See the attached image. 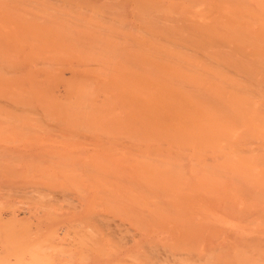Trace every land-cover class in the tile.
I'll return each mask as SVG.
<instances>
[{
	"label": "rangeland",
	"instance_id": "1",
	"mask_svg": "<svg viewBox=\"0 0 264 264\" xmlns=\"http://www.w3.org/2000/svg\"><path fill=\"white\" fill-rule=\"evenodd\" d=\"M82 1H84V3ZM82 1H80V0H65V2H64V0H40V1L39 0L38 1L37 0H35V1L34 0H26V2H25V0H7V2L6 1L3 2V0H0V2H1L0 3V68L1 67L4 68L2 70L0 69V90H1V92H0V122H1L0 123V132H1L0 133V264H36V263L40 264V262L42 264V260L40 259V257H38L37 254H39L40 251H43V253H45L44 250L45 251L47 250V253L49 254V255L48 254L45 255L48 257V260H49L48 263L49 264H129V263H127L129 261H130V264H156L155 262H157V264H160V263L161 264H166V263L167 264H182V263L183 264H187V263L188 264H204V262H205V264H206L207 262L204 261L205 259L203 260V258H205V257H206L207 261L209 260L208 264H211V263L212 264H238V263L240 264V260H241V264L244 261L247 262L248 264H251V262H253L252 260H254V261L256 260V263L264 264V254H262V253H264V224H262V223H264V220L261 219L262 217H264V205H262V204H264V190H262V188H264V177H240V176L239 177H237V176L236 177H227V175H225L224 169H221L219 167L220 165H222V167L225 168V170H226V166L229 163L228 160H230L228 157V155H229L228 153L230 152L229 151L231 148L230 143H231L232 139H234L239 144H244L242 146L246 147L247 149H254L255 148L256 151H259L261 149L264 150V142H262V140H264V131H261V128H257L256 122L255 123H251V122L247 123L250 120L246 122L247 119H249L252 116H255V115H252V114H254V112L250 111V110L254 111V105L258 104L255 101H259L258 97L256 96L257 97V99H256V97L254 96L255 93L257 95L258 91H260V90L264 91V85H262V84H264V76H262V75H264V70H262L264 68H261V66H260V65H264V58H262V60L260 58V57H264V34H262V32H264V30H261L258 27V24H257L258 22L256 23L255 20L254 21L252 20L253 18H255L258 21V18H259L258 15H249V19L251 17L252 21L247 18L248 15H246L247 16L246 18H244L245 15L244 16L242 15L243 17L240 16V17H242L241 19L244 18L246 21H248V23H247V26L245 27L247 30L244 28H240V30L241 29L242 30L239 31V29L237 30L238 25H236V23L234 21L236 19H234V20L232 19V18H236V15H231L232 18L231 17L229 18V16L226 15V19H227V16H228L230 21L232 19V21H234L236 27L232 26L233 28L230 27V30H229V27L226 24V23L229 24V22L225 23V25L228 27V29H226L222 25V23L226 19L222 15L223 10L221 9V7H219L221 3H219L218 0H204L206 2H204L203 0H199L200 1L199 3L203 4L202 6H204L203 8H199V9L201 10V9H204L206 7V9L207 8L209 9V11H207V13L210 12L211 15L209 13H208L209 15H204V14L201 15L200 13H198L200 11L199 9L197 12L196 6H195V8H196V12L198 14L196 12L195 13L193 12V10H195V8H193V7L191 8V5L192 4L195 5L196 2H198V0L197 1H195V0H191V1L190 0H188V1L187 0H182V1L179 0V3L181 1L182 3H180V4H182V5H180L178 2H175V0H171V1H169V0H162L161 1L160 0V2H161L160 5H159V3H157L158 0H118V1L117 0L116 1L115 0H82ZM176 1H178V0H176ZM80 2H82L84 5ZM87 2H88V5L86 4ZM145 2L150 3V5L153 4V5H151L153 7V9L157 8L158 10H161L162 12L164 11L163 12L164 15L163 14L160 15L159 12H161V11H159L158 13L152 12V15H150L151 12H149V13L144 12L145 14L142 11L140 12L139 8L141 6H142V8L145 7L143 10L146 9V11H148V10L153 11V9H151L152 7L150 5H148V3L146 4ZM171 2L174 3V4H172L173 8L176 7V5H178V4H179V6H177V8L173 9L170 5ZM18 3H19V5H18ZM199 3H198V5H200ZM31 4H33V6H31ZM145 4H146V6L147 5L148 6L146 7ZM161 4H163L164 6ZM204 4H206V5H204ZM9 5H11V6H9ZM22 5H23V8H22ZM173 5H175V6H173ZM161 6L164 8H162ZM187 6L189 8H187ZM211 6H213V7H211ZM215 6H218V8ZM100 7H102V8H100ZM136 7H138V9ZM157 9H156V11H157ZM166 9H168V10H166ZM187 9H189L190 11ZM169 10H171V11L175 10L172 12L173 15H171V13H167V12H170ZM74 11H76V12H74ZM84 11H86V13ZM180 11H181V13H180ZM182 11H183V14H182ZM71 12H72V14H71ZM93 12H94V14H93ZM203 12L206 13L205 11H203ZM241 12H242V10H241ZM62 13H63V15H62ZM74 13L77 15H75ZM84 13H85V15H84ZM178 13H180V14H178ZM213 13H214V15H213ZM15 14H17V15H15ZM117 14H118V16H117ZM156 14H157V16L158 15L161 16V17L159 16L161 18V20L159 17L157 20ZM215 14L217 15V17L219 16L218 18H220V21H218V22L219 23L222 22L221 25L226 30H229L230 32L232 30L233 34L232 33L231 34L235 35V36L238 35V39H240V40H238L237 38L235 39V37H233L230 33H226V35H225L223 33L224 29L220 30L221 27H220L219 31L216 30V28L219 26L218 24H216L217 20H219V19L215 18L216 17ZM66 15H68V16H66ZM153 15H155V16H153ZM111 16H112V19H111ZM259 16L262 17V15H259ZM154 17H155L156 22L154 21ZM237 17H238V15H237ZM240 17H238L236 20V21H238V23H239L238 19H240ZM139 18L142 19L143 21H141ZM211 18H212V20H213V18L217 19V20H215L216 23L214 22V20L211 22ZM138 19H139V21H138ZM170 19H172V20H170ZM223 19H224V21H223ZM81 20L83 23V25H82L83 28H81V24H82ZM167 20H169V21L167 22ZM26 21H28V23ZM159 21H162V24H160L161 22L159 23ZM226 21H228V20H226ZM243 21L244 20H241L240 25H242ZM246 21H244V22L246 23ZM174 22H176L177 24ZM204 22H205V24H204ZM249 22L252 23V26H250ZM254 22H255V24H254L255 26L253 25ZM165 23H167V24L165 25ZM179 23H180V26H179ZM50 25H52L54 27H52ZM145 25L149 28L145 27ZM159 25L160 26L165 25L168 27H166L167 29H165V27H160ZM229 25H231V24H229ZM211 26H215V28L213 29ZM244 26L242 25V27H244ZM169 27L174 29L175 31L169 29ZM173 27H176V28H173ZM179 27H181V28H179ZM163 29H164V31H163ZM76 30H78V32ZM169 30H171V31H169ZM107 31H109V32H107ZM182 31H184V32H182ZM201 31H202V33H201ZM236 31L238 32V34L235 33ZM242 31H243V33H242ZM246 31H249V32L247 33ZM63 32H65V33H63ZM75 32H77V34ZM240 32H241V34H240ZM101 33H102V35H101ZM122 33H124V34H122ZM144 33H146L148 35H146V34L144 35ZM180 33H181V35H180ZM198 33L199 34L201 33V34L199 35ZM167 34H168V36H167ZM228 34H229L228 38L233 37L235 39V41L233 40V38H231L233 41L231 39L226 38V36ZM239 34H240V37H239ZM24 35H25V37H24ZM26 35L28 38L26 37ZM198 35H199V37H197ZM230 35H231V37H230ZM42 36H43V38H42ZM203 36H205V37H203ZM212 36H214V37H212ZM220 36H222L221 39H220ZM49 37H51L52 39ZM82 37H84V38H82ZM195 39H196V41H195ZM211 39L213 40V42H211L212 41ZM215 39L216 40L219 39V40H217V42H216ZM31 40H32V42H31ZM177 40H179V42ZM220 40H221V43H223V44L225 43V45L224 46L222 44H221V46L219 45L220 49H218L219 47H216L217 45L214 46V43L215 42L218 43V41H220ZM225 40H227L228 43L231 41L230 44L232 43L231 44L232 46H230V45H228V46H230L232 49L229 48V50H231V51H228V47H226L224 52L221 53V51H223V49L221 47L225 48V46H227V44H228ZM237 40H238V42L236 44ZM223 41H225V42H223ZM251 41H252V43H251ZM74 43H76V44L74 45ZM191 44H192V46H190ZM207 44H210V46H208ZM102 45L103 46L105 45L104 46L105 48ZM110 45H111V47H110ZM211 45L216 47V49L213 47H212L213 49L210 48ZM117 47H119V48H117ZM163 47H165V48H163ZM174 47L175 48L177 47V48L174 49ZM33 48H34V51L36 50L35 53H33L34 52ZM58 48H60V49H58ZM109 48L112 50L109 51ZM179 48H180V50H179ZM38 49L40 50V52ZM255 49H257L259 52H257V50H255ZM91 50H92V52H91ZM173 50H175V51H173ZM210 50L211 51L214 50V51H212V55H210L211 54ZM215 50H218V51H215ZM61 51H63L64 53ZM93 51H94V53H93ZM95 51H97V52H95ZM105 51L106 52L109 51V52L106 53ZM164 51L167 54L164 53ZM238 51H239V53H238ZM173 52H175V53H173ZM240 52H242V53H240ZM114 53L118 54L120 56L117 57V55H115ZM183 53H185V55H183ZM195 53H197V54L200 53L198 55L199 57L196 56L197 54L195 55ZM224 53H226V57H225ZM108 54L111 56L108 57ZM113 54L115 55V57H112V56H114ZM164 54H166V55H164ZM170 54L173 55V58ZM231 54H233V55H231ZM256 54H258V56ZM41 56H42V58H41ZM126 56H127V58H126ZM132 56H134V57H132ZM220 56L223 58H221ZM183 57H185V58H183ZM209 57L210 58L212 57L213 59L211 60ZM53 58L56 60H54ZM105 58H106V60H105ZM160 58L163 60V62H162V60H160ZM175 58H177V59H175ZM182 58L184 60H182ZM215 58H219V59H215ZM38 59H40V60H38ZM74 59H75V61H74ZM116 59L117 60L121 59V60L117 61ZM178 59H179V61L180 60L181 61L179 62ZM209 59H210V61H209ZM214 59L218 60L216 62L217 65L223 64L224 67L222 65L221 66L223 68H221V67L219 68L218 66L216 67V64H214L215 63ZM57 60H58V62H56ZM159 60H160V62H159ZM234 60H235V62H234ZM236 60L238 61V63ZM253 60L256 63H258L257 65H259L261 69L259 68V66L257 67V65L254 64ZM40 61H41V63H40ZM43 61L44 62L47 61V62L44 63ZM211 61L212 62L214 61V63H212ZM250 61H251V63H249ZM261 61H262V63H261ZM210 62L212 64H210ZM239 63H241V64H239ZM41 64H43V65L41 66ZM175 64L177 67L175 66ZM204 64L208 65V66H206V69L208 67L207 70H205V67H203ZM102 65H103V67H102ZM186 66H188V67H186ZM5 67H6L7 71L5 70ZM105 67H106V70H105ZM148 67H150V68H148ZM77 68H79V69H77ZM97 68H99V69H97ZM146 68L148 69L147 71H146ZM199 68H200V71H199ZM209 68H211V69H209ZM212 69H216L214 71V75H213ZM53 70H54V73H53ZM208 70H210L209 73L212 74L213 76L208 74V72H207ZM220 71L222 73L221 74L222 77L220 76ZM15 72H17V73H15ZM33 72H34V75H32V78H31V74H29V73H33ZM198 72H199V74H196ZM55 73H57V74H55ZM107 73H109V74H107ZM200 73H201V75H200ZM215 73H216V75H215ZM223 73L225 76L223 75ZM6 75H8V76H6ZM123 75H125V76H123ZM226 75L230 76L232 78H230V77L227 78ZM113 76H114V78H112ZM198 76L200 78L202 77V79H200ZM205 76L209 77L208 81L211 78L212 79L209 82L207 81V79H204V80H206L204 82L203 78ZM217 76L221 77V79L220 78L218 79ZM223 76L226 79H229V82L231 81V79L234 82L233 83H227V82L223 83L222 82L223 79H224V82L226 80ZM246 77H247V79H246ZM10 78L11 79L14 78V79L10 80ZM33 78H34V80L37 79L39 82L34 81ZM215 78H216V80H215ZM241 78L242 79L245 78V79L242 80ZM15 79H16V81H15ZM76 79H77V81H76ZM111 79H113V80H111ZM114 79H115V81H114ZM176 79H178L179 81ZM109 80H110V82H109ZM201 80H203L201 82L203 84L201 86H199V84H201V83H199ZM213 80L215 83H213ZM30 81L34 82V83H31ZM79 81H81V82H79ZM116 81H118V82L116 83ZM216 81L219 83H222V85L217 87V85H220V84L217 83V85H216ZM174 82L175 83L177 82V83L173 84ZM69 83L72 84L71 87H70ZM179 83H180V85H179ZM234 83H235V85L237 84V86L232 85ZM244 83H246V84L244 85ZM33 84H35L36 86ZM113 84L116 87L118 86L120 88V90H118L119 89L118 87L116 88L115 86H112ZM138 84H139V86H138ZM186 84L191 85L192 87L189 86L190 88H188V86ZM224 84H227L226 85L227 89L225 88ZM228 84L231 85L232 87L229 86ZM30 85H31V88H33V89L30 88ZM32 86H35V88ZM46 86H47V88H46ZM177 86H179V87L176 89ZM186 86H187V88H186ZM228 86H229V88H228ZM238 86H240L241 88H237V91H235L234 89H236V87H238ZM242 86H244V88ZM246 86L248 87L249 91H250V87L251 88L254 87V89L256 88L258 91L255 89L257 92L253 91V93L254 92L255 93L252 94L251 96L248 95V97H247L245 94V91H246V93H249V92H247V90L244 91V89H247ZM90 87H94V88H90ZM198 87H201V88L203 87L202 90H200V91H202L201 93L198 91V93L195 94L196 96L193 93L190 94V96L194 95L195 97H197L198 95H201V96H198L199 98L197 97L198 99L193 98V96L189 97V95H185L186 90H187V93L189 92L190 89H194V91L193 90L192 91L195 92V90H199ZM219 87L220 88L223 87L221 89V91H220V89H218ZM70 88H73V89H70ZM173 88H175V89H173ZM182 88L186 89V90H184L185 93H184V91H182L183 90ZM215 88H217V89H215ZM224 88H225V91L223 90ZM231 88H234V89H231ZM30 89L33 91V93H34V91H36L34 93V95H32L33 93ZM121 89H122V91H121ZM81 90L82 91L84 90V92H81ZM241 90H243L242 92L244 94L241 92ZM79 91L81 93H79ZM146 91H148L147 92L148 94L146 93ZM203 91H207V92L209 91L210 95L207 92H203ZM231 91H235V94H234V92H231ZM238 91L243 95V96L242 95H240V96L243 97L244 99H246V103L241 104L242 103V101H241V103H239V105L235 107L234 104L240 101V96L238 97V95L240 93ZM150 92L151 93L153 92L154 97H152ZM37 93H38V95H37ZM49 93H51V94H49ZM78 93L81 95H79ZM232 93H233V95H231ZM30 94H31V96H30ZM40 94H41V97H39ZM56 94H58V95H56ZM82 94H85V95H83L84 99L83 100L78 99V96H79V98L82 99ZM207 94H208V96H207ZM250 94H251V92H250ZM49 95H51V96H49ZM53 95L55 98L52 97ZM143 95H144V97H143ZM147 95H149L150 97L148 98ZM203 95H205V96L203 97ZM214 95H215V97H214ZM66 96H67V98H66ZM155 96H157V97H155ZM186 96H188V97H186ZM210 96H212L213 98L211 97V99H210ZM35 97H36V99H34ZM94 97H96V98H94ZM200 97H201V100H200ZM249 97H250V99L255 97L254 101L249 100L250 102H248L247 99ZM19 98H21V99H19ZM40 98H41V100L42 99H44V100L41 101ZM110 98H111V100H110ZM187 98H189V99H187ZM190 98H193V99H190ZM219 98L220 99L222 98L221 99L222 102H224V103L226 102L225 104L227 105L228 108L225 107L224 103H223L224 106L221 104L222 102H220L221 100ZM235 98H236V100H235ZM37 99H38V101H37ZM76 99H77V101H76ZM105 99L108 101H106ZM130 99L132 101H130ZM173 99L177 103L175 105V102H172L173 103V106H172V105H170V103H171V101H173ZM218 99L220 100L219 106L221 105L223 107L218 106L219 102L216 103V101H218ZM89 100H91L92 102ZM127 100H129V101H127ZM241 100H242V98H241ZM2 101H4V102H2ZM20 101H21V103H20ZM67 101H69V102H67ZM71 101H73V102H71ZM104 101L107 103V105ZM134 101H135V103L139 102L138 104L136 103L137 105H139L138 107L136 104L134 105ZM178 101L181 103V105L178 104ZM197 101L203 102L204 105L206 104V106H208L209 108L208 107L202 108L203 103H199ZM212 101H214V102H212ZM45 102H46V105H45ZM64 102H67V103H64ZM162 102H163L166 110L170 109L169 111H171V112H168V114L170 113V115L171 114L173 115L175 112L178 111V113H175L176 116L173 117V122L172 121H171V123L169 122L171 125L169 123H166V121H165V120H167L166 118L163 119V117H165V116L167 117V115H165L166 111H164V109H163L164 107H163ZM231 102H233L234 104ZM131 103H133V104H131ZM243 103H244V101H243ZM124 104H127L130 107L127 105H124ZM195 104H196V106H195ZM72 105H73V107H72ZM174 105H175V107H177V105H178V107H180V109L182 107H184L186 109V107L188 106V108L191 111L189 109L188 110L186 109L185 111H190V112H188V114L185 113V111H184L185 114L181 113L179 110H177L178 108L176 109L174 107ZM48 106H50L49 107L50 109L48 108ZM52 106H54V109ZM89 106H91V107H89ZM92 106H93V108H92ZM110 106H112V107H110ZM106 107L109 109H104ZM113 107H114V109H113ZM168 107H171V108L174 107L175 108L174 113H173L172 109L168 108ZM230 107H232V108L230 109ZM137 108L140 110L139 114H140V112L142 113L143 111L146 112V113L145 112L142 113L143 117L141 116L142 117L141 120H143V118H144V120L146 122L144 120L143 121L139 120L140 115L137 113L138 112ZM144 108H145V110H144ZM218 108L223 109V111L221 109H218ZM18 109L19 110L22 109L23 111L21 110L20 112H18L19 111ZM102 109H104V110H102ZM202 109H203V111H202ZM6 110H8V111H6ZM48 110H50V111H48ZM96 110H98V111H96ZM159 110L164 111L163 113H165V114L163 115V117H161V115L163 113H161V111H159ZM181 110L183 112V109H181ZM208 110L209 111H215V114L213 113L215 116L213 117V115H212V117H210L211 114H209L207 112ZM248 110L250 111V114L247 113L248 114L247 115L246 112ZM2 111H3V114H2ZM51 111H53V112H51ZM128 111H130V112H128ZM153 111H154V113H153ZM216 111H217V113H216ZM226 111L230 112V113H226L227 116L224 115ZM235 111L237 113L240 111L242 114H244V113L246 114V115L242 116V117L245 116L246 120H244L245 118L244 119L242 118L241 119L242 121H241L239 118H240V115H242V114L239 115V113H238L239 118H237V119L241 122H243V120H244L247 123V125H246L244 122V124L246 126H248L250 124V126H249L250 128L246 127L245 125L243 127L242 123L240 125V128H237V127H239L240 122L238 123V126L234 127L232 125L234 128L233 127L228 128L229 124L226 125L227 123H230V125H231L234 122L233 124L236 125L237 123L235 121L238 122L237 119H234L236 115L234 116V118L232 116V112L235 113ZM27 112H29V113L32 112L31 115L32 114L35 115L34 114V112H35L36 115H35V117L33 115L31 116ZM98 112H99V115H98ZM119 112H120V114H119ZM158 112H160L161 114L160 113L158 114ZM179 112L181 114H179ZM262 112H264V111H262ZM197 113H198V115H197ZM135 114L139 115V116H136ZM182 114H184V116L187 114L186 117H188L189 119L184 117ZM229 114H231L230 119H229V116H230ZM18 115H20V116H18ZM37 115L40 118L39 117L37 118L36 117ZM188 115H190L191 117ZM216 115L218 117H216ZM249 115H251V116L249 117ZM22 116H24V117H22ZM102 116H104L103 117L104 119L102 118ZM30 117H33L35 119L30 118ZM137 117H138V120L142 124L139 121H137ZM157 117H161L160 118L161 123L159 122V119ZM170 117H172V116H170ZM176 117H178L180 120H178V118H176ZM215 117L218 120H220L221 122L223 121L222 124L226 123L225 125L223 124L221 126L220 122L216 120V122H219V124H216V125H220L221 127L224 126L222 128L225 130V134H223L224 136L220 133L218 134L217 132H215L217 130H214V129H212V133H211V134L217 133L216 135L215 134L214 135L215 136L219 135V137H221V138L223 137L222 139H226V142L223 144L222 143L220 144V142L225 141V140H221V138H219V137H217V141H215L216 137L215 138L211 137L209 139L208 135H210V134H208L207 131H210V130L207 129V131H204L203 127H202L203 122H204L203 119L205 120V123H206V121L208 122L209 120H211V118L213 119ZM219 117L221 119H219ZM41 118L44 120H42ZM50 118H51V120H50ZM174 118H175V120H174ZM231 118H233L232 119L233 121L231 120ZM25 119H28V121L27 120L25 121ZM59 119H61V120H59ZM108 119H109V121H108ZM133 119H134V121H133ZM170 119H172V118H170ZM176 119H177V121H176ZM190 119L192 121L194 120L193 121L194 123L191 122ZM39 120H40V122H38ZM91 120H92V123H91ZM102 120H103V122H102ZM105 120L108 122H106ZM128 120H131V121H128ZM198 120H199V122H198ZM213 120L215 121V119H213ZM43 121H45V122L49 121L50 123L49 122L48 123L46 122V123L50 124V127L48 128L49 125L46 126V123ZM162 121H164L165 123ZM32 123H33V125H32ZM34 123H36L37 125H35ZM39 123H40V126H42V129H40ZM42 123L43 124L45 123L46 127L44 129H43L44 126L42 125ZM19 124H20V126H19ZM86 124H88V125H86ZM155 124L158 125V129H157ZM165 124L169 125L168 129H167ZM213 124H214V122H212L211 124L209 122L210 126H213ZM253 124H256V125H253ZM25 125H26V127H25ZM28 125H30L29 126L30 128L27 127ZM34 125L36 126V128ZM71 125H72V127H71ZM95 125H97V126H95ZM99 125L102 127H99ZM91 126H92V128L93 127H99V128L98 129L94 128L95 130H92ZM107 126H108V128H107ZM196 126H197V129L201 130L200 132H198V130H196ZM86 127H89V128H86ZM204 127L206 128V125H204ZM241 127H243L244 130ZM26 128H28L29 130ZM76 128H78V129H76ZM110 128L112 130H109ZM216 128H218V126H215V129ZM103 129H105V132ZM171 129L174 131H172ZM228 129H229V131H228ZM232 129L238 130L240 132V133L238 132L239 136L242 134L243 135L245 134V136L242 135L243 139L240 138L241 136L238 137V135L236 134L237 133L236 130H234V132L232 131L234 135L232 134V136H231L230 130H232ZM245 129H247L250 133L247 132L248 133L247 134ZM62 130H66V131L63 132ZM179 130H180V132H179ZM255 130H256V132H253ZM2 131H4V132H2ZM52 131H54V132H52ZM196 131L198 133H201V134H199L200 137L204 136L205 138H200L199 136H197L198 134L196 133ZM220 131L222 133H224L223 130L220 129L219 132ZM244 131H245V133H243ZM115 132L116 133L118 132V133L116 134ZM142 132H144V133L146 132V133L143 134ZM177 132H179V133L177 134ZM62 133H64V134H62ZM194 133H196L197 135H195ZM227 133H229L228 134L229 136L227 135ZM65 134H66V137H65ZM107 134H109V135L105 136ZM173 134H175V135H173ZM147 135H149L150 140H148L149 137H147ZM185 135H186V137H185ZM189 135L194 137L193 138L194 139V143H193L194 145L192 144L193 139ZM205 135H207L208 137H206ZM214 135H212V136H214ZM82 136L84 138H86V140L84 138H83L84 139L83 140ZM104 136H105V138H104ZM172 136H177V137H172ZM188 136H189V139L190 138L192 139L191 143L187 142ZM252 136H254V137H252ZM229 137H231V138H229ZM71 138L74 139V141ZM174 138L178 139L179 141L174 139ZM227 138H229V139L227 140ZM244 138H246L248 140H251V139L254 140L255 139L254 140L255 145L253 144V142L251 143V145L248 144L250 141L248 142V140H246ZM261 138H262V140H261ZM152 139L157 140V141L155 140L154 143H156V145H159V146L158 147L155 146V151H157L158 148L160 149V151L162 150V152L159 151L160 153H162V155H158V156H164V157H160L163 160L160 158H156V159H158V160H156L157 162L152 160V159H154V158H152V157H154V155H152L154 149L151 152L152 154L148 150H151L153 147L152 145H155V144H153V142L152 143L150 142L152 144L151 145L149 142H147V140L151 141ZM195 139H196L198 145H196ZM201 139H202V142L201 141L200 142L202 143V145L199 143V140H201ZM75 140L78 142H75ZM209 140L212 142H210ZM219 140H221V141L219 142ZM260 140H261V142H260ZM133 141H135L136 143ZM158 141H161L162 143L159 142V144H157ZM131 142H133V143H131ZM138 142H140V144H143L144 147H142V145H140V144H137ZM105 143H107V144H105ZM126 143H129V146ZM160 143L162 144V146ZM216 143H217V145H214ZM117 144L120 146H118ZM136 144L140 145L139 147L137 146L138 150L140 149V147L142 149L143 148L147 149L146 152L142 155H147V156H149V154L152 155V157L149 156L152 161L149 159H147V160H149L148 163L150 161L151 162L154 161L152 163L153 165L152 164L145 165V164H147V163H145L147 161H145L143 159V156L141 158L140 153H143L145 149L141 152L134 154L133 148L136 146ZM175 144H177V145H175ZM181 144H182V146H181ZM256 144H258V145H256ZM95 145L98 147H96ZM110 145H111V147H110ZM122 145L125 146L124 149H123ZM131 146H134V147L132 148ZM177 146L179 148V151H177L178 150ZM258 146L259 147L262 146V148L260 147V149H259ZM118 147H120V148H118ZM180 147H182L183 149L181 148L182 149L181 150ZM109 148L112 150H110ZM126 148H129V150ZM175 148H177V150ZM166 149H173V151L175 149L177 151L176 152L177 154H178V152L179 153L182 152L183 154L182 153L180 154L181 158L179 156L178 157L181 160H183V162L182 163H179L180 161L177 162V160H179V158L177 159V156H175L177 154H173L174 158H176L177 160L172 162L171 159L173 157L171 159L168 158L169 156L166 157L167 156L166 155ZM217 149H219V150H217ZM130 150L132 152H130ZM138 150H136L134 148V151H138ZM170 151H172V150H170ZM127 152L132 153V154L128 155ZM216 152H218V153H216ZM54 154H55V156H54ZM155 154H156V152H155ZM168 155H170V154L168 153ZM207 155H209V156H207ZM147 156H146V158H148ZM193 156H195V157H193ZM165 157L168 158L167 162L165 161L166 160ZM207 157H209L211 159H209ZM74 158H76V159H74ZM37 159H40V160L38 161ZM207 159H208V161L209 160L211 161V162L209 161V163H211L212 165L214 164L213 167L210 164L211 166H209V168L211 170L213 169L214 171L216 170L217 172H219L218 174L216 171H215L216 173L212 171L213 172V175H212L210 169L208 168V165L206 166L208 168L207 170H206V168H204L205 166H203L202 164H204V165L208 164ZM171 162H172V164H171ZM192 162L194 164L197 162L196 166L200 165L199 166L200 168L193 165ZM217 162H219V164H220V162H222V164H220L218 166ZM238 162L239 161H235L234 163H238ZM164 164H165V166H164ZM174 164L176 165V167ZM231 164L232 163H230V165ZM156 165L160 166L162 170H160L159 168L158 169L155 168ZM237 165H236V167H237ZM147 166H149V167H147ZM249 166H250V164L247 165V167H245L244 169L242 168V170H240L241 169L240 166H239L240 168L237 167V169L239 168L238 170H240L238 173H240V175H242V176H248V174H246V173H247ZM67 167L68 168L70 167V168L68 169ZM77 167H78V169H76ZM233 167H235V166H232V168ZM106 168H108V170ZM153 168H155V169H153ZM191 168H193V169L198 168L197 169L198 171H195ZM97 169H98V171H94ZM145 169L148 171H146ZM80 170H81V172H80ZM227 170H228V168H227ZM227 170H226V172H227ZM105 171H106V173L107 172H109V173L106 174V173H104ZM110 171L114 172V177L112 175L113 173H111ZM142 171H144V172L142 173ZM153 171L154 172L156 171V174ZM157 171H159V172H157ZM162 171L163 172L168 171L167 172L168 177H167V175L165 177L164 173H166V172H164L162 174ZM174 171H176V172L179 171L180 173H183V174H181L182 176H179L180 175L179 173H178V175H173V174H176V173H174ZM41 172H42V174H41ZM95 172H97V173H95ZM115 172L118 174V177H120V178L117 177ZM120 172H122V173H120ZM196 172H198L199 174ZM204 172H206V174H210L213 177H211V178L210 177H201L204 174ZM141 173H142L143 177L140 175ZM157 173L162 174L163 177L161 175H158ZM227 173H229V172H227ZM98 174L103 176V177L98 176ZM107 175H109V176H107ZM119 175H122V176H119ZM106 176L108 178H106ZM47 177H49V180ZM109 177H111V179ZM112 177H113V179H112ZM126 178H127V181H126ZM205 178H207V179L210 178L211 180H213L212 185H214L215 189L218 188V191L215 192V189L213 188L212 185L211 186L207 185V184L211 183V180L209 181V180H206ZM215 178L218 179L217 182H214V181H216ZM117 179L119 180V182ZM168 179L171 180V181H169V184H168L169 186L166 185L168 183ZM203 179H205V181H206V183H205L206 187L209 186L208 189H210V187L213 188L212 189V190H214L213 194L215 193V195H212V197L208 192H206L208 189L204 187V182H203L204 180ZM227 179L228 180L231 179L230 184L227 183ZM64 180H65V182H64ZM105 180H106V182H105ZM129 180H131L130 181L131 185L129 184L130 183ZM238 180H239V183H241V184L237 183ZM133 181H134V183H133L134 185H132ZM201 181L203 183H201ZM207 181H209V182H207ZM125 182L127 185L125 184ZM73 183H74V185H73ZM106 183H108V184H106ZM113 183L116 184V186ZM145 183H146V186H148V187L151 185V188L149 187V189H148V188H146V186H143V185H145ZM200 183L202 185V188L206 189V190L203 191V189H201V192L198 193V191H196L195 189H197L200 186ZM215 183H216V185H215ZM260 183H262V187L260 186L261 188L259 189V186L257 187L255 185H260ZM162 184H163V186H162ZM242 184H244V186L247 185L246 187L250 186V188H246V187L242 186ZM195 185L197 187H195ZM251 185H253L254 187ZM114 186L117 188H115ZM172 186H174V187L172 188ZM241 186L244 188L242 189ZM135 187H136V191L134 192L133 190L135 189ZM137 187H138V190H137ZM144 187H145V190H144ZM240 187H241V189H240ZM255 187H257L258 189H256ZM118 188H120V189L116 190ZM139 188L141 190H139ZM178 188L180 189L181 192H179ZM238 188L241 191H243V190L249 191V193H248V191L245 192V195H244V191H243L242 193L244 196H246L247 194H249V196L250 195L251 196L250 197L246 196L244 198L241 191H238ZM151 189H152V191H151ZM186 189L187 190L189 189L188 190L189 192H187ZM129 190H130V192H129ZM212 190H211V192H212ZM137 191H139V192L142 191V194L140 195V193H138ZM171 192H174V194ZM148 193L150 194V196L148 195ZM160 193H163V195H166V197H168V200L166 199V197L164 199V197H162L163 195ZM183 193H184V195H183ZM207 193H208V195H210V196L204 195L205 197H207L206 199L209 198L208 200L205 199V201H207V202H205V201L201 202L202 199L204 198V196H203V198H201L202 196L200 197L201 198V200L199 199L200 202L196 201V199H197L196 196L199 198V195H202V194L207 195ZM75 194H76V196H75ZM78 194H80V195H78ZM100 194L103 196L104 199L102 198V196ZM176 194H177V196H176ZM216 194H218L217 196L219 198L216 197L215 199H213L214 200V202H213L212 198H214V196H216ZM219 194L222 196V199H220ZM81 195H83V196H81ZM185 195L189 196V198L186 197ZM130 196H132V197H130ZM191 196L192 197L194 196V198H192ZM74 197H78V199L74 198ZM210 197H211V199H210ZM224 197H226L225 199L228 198L226 200V201H228V204H226ZM79 198H81V199H79ZM217 198L220 200H216ZM188 199H189V202H188ZM82 200H83V202H82ZM121 200H122V202H120ZM123 200H125L127 202V204ZM130 201L133 203H131ZM194 201H195V203H194ZM170 202H171V204H170ZM175 202H177V203H175ZM196 202H198V203H196ZM138 203H140L141 205ZM167 203H169V204L167 205ZM203 203H205V205ZM229 203H231V206L229 205ZM232 203H234V204L236 203L237 205H234ZM131 204H132V206H131ZM175 204H176V206H175ZM245 204L247 206H245ZM248 204L249 205L253 204L254 208L250 209L249 208L250 206ZM254 204H256V205L254 206ZM158 205H159V207H158ZM160 205H162V206H160ZM169 205H170V207H169ZM203 205L205 206V208ZM143 206H145L146 208L144 209ZM72 207H73V209H72ZM119 207L121 208V210ZM147 207H148V209H147ZM246 207L248 209H246ZM242 208H245L244 209L245 211ZM255 208L257 211L256 215L258 214V211H260L258 214L259 216H256L254 214L256 217H258L259 220L254 219L255 216L253 217V213L252 214L249 213L250 212L249 209L252 211ZM130 209H132V211ZM231 209H235V210H231ZM236 209H238V212ZM129 211H130V215L135 214L136 216L135 215L130 216ZM228 211L230 213H231V211L232 212L235 211V212L231 213L233 215H230L228 213ZM131 212H133V213H131ZM141 212L142 213L144 212V213L142 214ZM239 212L240 213L243 212V215L240 216ZM253 212L255 213L254 210H253ZM124 213H126L125 216H124ZM163 213H164V215H163ZM235 213H237L239 216H237ZM122 214H123V216H122ZM220 214H222V215H220ZM142 217H144L146 220ZM150 217H152V218H150ZM154 217H156L157 219ZM161 217H162V220H161ZM98 218H100V219H98ZM159 218H160V220H159ZM94 219H95V221H94ZM152 219H153V221H152ZM155 219H156V221H158L157 222L158 224L156 223ZM144 220H145V222H144ZM147 220L148 221L150 220V223L147 222ZM8 221H9V223L7 224ZM94 222H95V224H94ZM151 222H153V223H151ZM159 222L161 224H159ZM148 223L152 224V225H148ZM12 224H14V225H12ZM154 224H156L157 228H155ZM184 224L186 225L185 227H184ZM96 225H97V227H95ZM144 225L146 227H144ZM101 227H102V229H101ZM142 227H143V229H142ZM147 227L148 228L151 227V228L148 229ZM107 228H108V230H107ZM144 228H145V230H144ZM183 228H185V229L188 228V229L185 230ZM146 229H148L147 232H146ZM111 231L113 232V234ZM141 231H143V232H141ZM182 232H185V233H182ZM211 232H212V234H211ZM107 234H109L110 236H108ZM116 234H117V236H116ZM184 234L186 235V237H188L189 242L183 243L185 241V239L188 240ZM192 234L194 236L193 239H192V237H193ZM183 235L185 238L184 240L182 239ZM188 235H190V236H188ZM198 236H199V238H198ZM201 236L202 237L207 236V238L205 239V238H202ZM211 236L213 237V240L215 242H213ZM119 237H121V238H119ZM196 238H198V240ZM230 238H232L233 240ZM180 239H182V243H181ZM194 239H196V240H194ZM203 239H205L206 241H203ZM48 240H49V243L46 244L48 242ZM97 240H99V241H97ZM234 241L237 242L236 244L239 245V247L237 245H235ZM243 241H244V243H243ZM193 243H195V244H193ZM182 244H184V245H182ZM217 244L219 247L216 246ZM222 244L223 245L225 244L224 247L226 246V248L229 249L228 253L230 255L228 253H226L227 251L225 252L226 254H224V251H222L223 252V254H222L221 250L226 249L224 247H221ZM229 244L233 245V246H229ZM194 245H196V247H194ZM204 245H205V247H204ZM227 245H228V247H227ZM214 246L217 248H215ZM234 246H235V248L237 247L236 250L238 249L239 253H238V250L236 252V250L234 248L231 249ZM34 247L37 249L35 250ZM152 247L155 249L158 248V250L156 249L158 251V253L161 252L159 254L162 256L160 257L158 255V258L160 257L158 260L155 259V261H154V259H153V261H152V259L150 260V258H149L150 253H153V250H155V249L151 250ZM207 247L210 249L209 254H211V252H212V255L214 256L213 259H212V256H210L209 254H205V252L208 253ZM211 248H213V250ZM147 249L150 251V253L148 252L149 254L147 253V251H148ZM163 249H165V250H163ZM189 249H190V251H189ZM204 249L207 251H205ZM215 249H216V251H214ZM37 250H39V251H37ZM143 250H144V252H143ZM192 250H194V251H192ZM259 251H261V252H259ZM163 252H165V253H163ZM214 252H215V254H214ZM166 253H168V254H166ZM175 253H177V256H175L176 255ZM181 253H182V255H181ZM185 253H187V254H185ZM219 253H221L222 256L224 255V257L222 258V256H221V259H220L221 254H219ZM178 254H179V256H178ZM198 254H202V255H198ZM216 254H218V255H216ZM237 254H239V255H237ZM135 255H137V256H135ZM164 255L168 256V258H167L168 261H166L167 259H166V256H164ZM172 255H174V256H172ZM227 255L229 258H227ZM202 256H205V257H202ZM208 256L211 257L210 259L212 260V262L208 258ZM245 256H247V257H245ZM136 257H138V258H136ZM162 257H163V259H162ZM170 257H172V259ZM176 257L177 258L179 257L178 258L179 260L176 259ZM38 258L40 259V261ZM139 258L141 259L140 263L138 262V260H140ZM242 258H244V261ZM131 259H133L134 262H133V260L131 262ZM200 259H202V260H200ZM227 259L229 261L226 262ZM233 259H235V261ZM147 260H149L150 262ZM170 260H172V262ZM173 260H174V262H173ZM224 260H225V262H224ZM147 262H149V263H147Z\"/></svg>",
	"mask_w": 264,
	"mask_h": 264
},
{
	"label": "bare ground",
	"instance_id": "2",
	"mask_svg": "<svg viewBox=\"0 0 264 264\" xmlns=\"http://www.w3.org/2000/svg\"><path fill=\"white\" fill-rule=\"evenodd\" d=\"M4 1L7 2V0H3V2H4ZM34 1H35V0H34ZM37 1H38V0H37ZM39 1H40V0H39ZM80 1H82V0H80ZM115 1H116V0H115ZM117 1H118V0H117ZM161 1H162V0H161ZM169 1H171V0H169ZM181 1H182V0H181ZM181 1H180V3H182ZM187 1H188V0H187ZM190 1H191V0H190ZM195 1H197V0H195ZM203 1H204V0H203ZM8 2H9V1H8ZM18 2H19V1H18ZM20 2H21V1H20ZM25 2H26V0H25ZM64 2H65V0H64ZM78 2H79V1H78ZM82 2L84 3V1H82ZM82 2H80V3H82ZM111 2H112V1H111ZM173 2H174V1H173ZM175 2H178V3H179V0H178V1L175 0ZM175 2H174V3H175ZM185 2H186V1H185ZM199 2H200V1L198 0V2H196L197 5H196V4H195V5H194V4L191 5V8H192V7L195 8V6H196V8H197V12H198V9H199V8H203V7H204V6H202L203 4H200ZM204 2H206V1H204ZM218 2L221 3L219 7H221V9L223 10V11H222V15H223V17H225V19H226V15H228L229 18H230V17L232 18L231 15H236V18H232L233 20H234V19L237 20V18L240 17V16H242V15H243V16L245 15L244 18H246V17H247L246 15H248V17H247L248 19H249V15H258V17H259V18H258V21H257V19H255V18H253V17H252V18H253L252 20H253V21L255 20L256 23L258 22V23H257V24H258V27H259L261 30H264V0H218ZM0 3H1V2H0ZM22 3H23V2H22ZM59 3H60V2H59ZM83 3H82V4H83ZM112 3H113V2H112ZM145 3L147 4L148 2H145ZM153 3H154V2H153ZM157 3H159V5H160V3H161L160 0H158ZM162 3H163V2H162ZM174 3L171 2V4H170L171 7H172V4H174ZM180 3H179V4H180ZM198 3H199L200 5H198ZM202 3H203V2H202ZM219 3H218V4H219ZM27 4H28V3H27ZM86 4L88 5V2H87ZM96 4H97V3H96ZM108 4H109V3H108ZM146 4H145V6H146ZM176 4H177V3H176ZM179 4L176 5V7H174V8H177V6H179ZM218 4H217V5H218ZM18 5H19V3H18ZM25 5H26V4H25ZM51 5H52V4H51ZM51 5H50V6H51ZM83 5H84V4H83ZM83 5H82V6H83ZM148 5H150V3H148ZM148 5H147V6H148ZM151 5H153V4H151ZM151 5H150V6H151ZM161 5H163V4H161ZM180 5H182V4H180ZM204 5H206V4H204ZM9 6H11V5H9ZM31 6H33V4H31ZM50 6H49V7H50ZM147 6H146V7H147ZM150 6H149V7H150ZM163 6H164V5H163ZM173 6H175V5H173ZM198 6H199V7H198ZM213 6H214V5H213ZM213 6H211V7H213ZM41 7H42V6H41ZM121 7H122V6H121ZM134 7H135V6H134ZM139 7H140V6H139ZM151 7H152V6H151ZM161 7H162V6H161ZM215 7L218 8V6H215ZM22 8H23V5H22ZM33 8H34V7H33ZM91 8H92V7H91ZM91 8H90V9H91ZM100 8H102V7H100ZM136 8L138 9V7H136ZM136 8H135V9H136ZM141 8H142V6L139 8V11H140V12H141V11H142L143 13H144V12H146V13L151 12L150 15H152V12H154V13H155V12L158 13L159 11H161V10H158L157 8H156V9H157V11H156V9H153V7L151 8V9H153V11H150V10L146 11V9L143 10L145 7H143L142 9H141ZM162 8H164V7H162ZM172 8H173V7H172ZM174 8H173V9H174ZM187 8H189V7L187 6ZM191 8H190V9H191ZM196 8H195V10H193L194 13L196 12ZM1 9H2V8H1ZM66 9H67V8H66ZM68 9H69V8H68ZM137 9H136V10H137ZM148 9H149V8H148ZM204 9H205V10H204ZM204 9H201V10L199 9L200 11H199L198 13H200L201 15H203V14H204V15H209L210 12H208L209 14L207 13V11H209V9L207 8V9H208V10H207L206 7H205ZM11 10H12V9H11ZM16 10H17V9H16ZM40 10H41V9H40ZM53 10H54V9H53ZM115 10H116V9H115ZM120 10H121V9H120ZM163 10H164V9H163ZM166 10H168V9H166ZM171 10H172V9H171ZM171 10H169L170 12H167V11H166V12H167V13H171V15H173L172 12L175 11V10H173V11H171ZM187 10H189V9H187ZM241 10H242V12H241ZM42 11H43V10H42ZM189 11H190V10H189ZM201 11H202V12L205 11L206 13H204V12L202 13ZM44 12H45V11H44ZM74 12H76V11H74ZM84 12L86 13V11H84ZM163 12H164V11H163ZM163 12H162V11L159 12L160 15H161V14L164 15ZM191 12H192V11H191ZM197 12H196V13H197ZM235 12H236V13H235ZM69 13H70V12H69ZM85 13H84V15H85ZM116 13H117V12H116ZM174 13H175V12H174ZM180 13H181V11H180ZM180 13H178V14H180ZM198 13H197V14H198ZM17 14H18V13H17ZM17 14H15V15H17ZM48 14H49V13H48ZM48 14H47V15H48ZM71 14H72V12H71ZM74 14H75V13H74ZM93 14H94V12H93ZM144 14H145V13H144ZM175 14H176V13H175ZM175 14H174V15H175ZM178 14H177V15H178ZM182 14H183V11H182ZM182 14H181V15H182ZM200 14H199V15H200ZM219 14H220V13H219ZM62 15H63V13H62ZM75 15H77V14H75ZM81 15H82V14H81ZM104 15H105V14H104ZM160 15L157 16V14H156V18H157V20H158V17H159ZM210 15H211V14H210ZM213 15H214V13H213ZM215 15H216V14H215ZM237 15H238V17H237ZM259 15H262V17H260ZM13 16H14V15H13ZM66 16H68V15H66ZM112 16H113V15H112ZM112 16H111V19H112ZM117 16H118V14H117ZM134 16H135V15H134ZM153 16H155V15H153ZM228 16H227V19H226V20H228V21H226V20L224 21V19H223V21H224L223 23H222V22H220V23L218 22V21H220V18H218L219 16L217 17V15H216V17H215V18H218L219 20L213 18L214 22L216 23L215 20H217V23H216V24L219 25V26L217 25L218 27L216 28V30L219 31V29H220V27H221L220 30H223V29H224V30H223V33H224L225 35H226V33H230V34H231V33H232V30H231V32L229 31V30H230V27H232V26H233V27H236V26H235V23H236V25H238V26H237V30L239 29V31H241L242 29L240 30V28H244V29H246L245 27L247 26L248 21H246L244 18L241 19L243 16L240 17V19L246 21V23L243 21L245 24L242 22V25H243V26L245 25L244 27H242V25H240V24H241V23H240V22H241L240 19H238V20H239V23H238V21H236V20H234V21H235V23H234V21H232V19H231V21L229 20ZM20 17H21V16H20ZM38 17H39V16H38ZM96 17H97V16H96ZM160 17H161V16H160ZM160 17H159V18H160ZM212 17H213V16H212ZM220 17H221V16H220ZM234 17H235V16H234ZM39 18H40V17H39ZM28 19H29V18H28ZM62 19H63V18H62ZM66 19H67V18H66ZM79 19H80V18H79ZM94 19H95V18H94ZM108 19H109V18H108ZM134 19H135V18H134ZM139 19H140V18H139ZM139 19H138V21H139ZM201 19H202V18H201ZM221 19H222V18H221ZM41 20H42V19H41ZM117 20H118V19H117ZM140 20L143 21L142 19H140ZM160 20H161V18H160ZM170 20H172V19H170ZM177 20H178V19H177ZM213 20H212V18H211V22H212ZM249 20H251V17H250ZM252 20H251V21H252ZM29 21H30V20H29ZM64 21H65V20H64ZM66 21H67V20H66ZM83 21H84V20H83ZM109 21H110V20H109ZM154 21L156 22L155 17H154ZM154 21H153V22H154ZM164 21H165V20H164ZM168 21H169V20H167V22H168ZM221 21H222V20H221ZM251 21H250V22H251ZM26 22L28 23V21H26ZM114 22H115V21H114ZM118 22H119V21H118ZM160 22H161V23H160ZM186 22H187V21H186ZM226 22H229V24H231V25H229V24L226 23ZM250 22H249V23H250ZM255 22L253 23V25L255 24ZM65 23H66V22H65ZM81 23H82V20H81ZM159 23L162 24V21H159ZM172 23H173V22H172ZM174 23H176V22H174ZM189 23H190V22H189ZM206 23H207V22H206ZM221 23H222V25H223L226 29H228V27H229V30H226V29L221 25ZM225 23L228 25V27L225 25ZM233 23H234V24H233ZM140 24H141V23H140ZM144 24H145V23H144ZM155 24H156V23H155ZM166 24H167V23H165V25H166ZM169 24H170V23H169ZM169 24H168V25H169ZM176 24H177V23H176ZM187 24H188V23H187ZM204 24H205V22H204ZM257 24H256V25H257ZM53 25H54V24H53ZM82 25H83V23L81 24V28H83ZM141 25H142V24H141ZM165 25H162V26L159 25V26H160V27H165V29H167L166 27H168V26H165ZM184 25H185V24H184ZM239 25H240L241 27H240ZM259 25H260V26H259ZM50 26H52V25H50ZM57 26H58V25H57ZM159 26H158V27H159ZM179 26H180V23H179ZM186 26H187V25H186ZM206 26H207V25H206ZM248 26H249V25H248ZM250 26H252V23H250ZM254 26H255V25H254ZM52 27H54V26H52ZM79 27H80V26H79ZM145 27H147V26L145 25ZM171 27H172V26H171ZM183 27H184V26H183ZM202 27H203V26H202ZM211 27H212L213 29L215 28V26H211ZM222 27H223V28H222ZM233 27H232V28H233ZM71 28H72V27H71ZM90 28H91V27H90ZM125 28H126V27H125ZM127 28H128V27H127ZM147 28H149V27H147ZM173 28H176V27H173ZM179 28H181V27H179ZM204 28H205V27H204ZM232 28H231V29H232ZM72 29H73V28H72ZM84 29H85V28H84ZM158 29H159V28H158ZM160 29H161V28H160ZM169 29L174 30V29H172V28H170V27H169ZM177 29H178V28H177ZM244 29H243V30H244ZM70 30H71V29H70ZM88 30H89V29H88ZM106 30H107V29H106ZM133 30H134V29H133ZM151 30H152V29H151ZM171 30H169V31H171ZM205 30H206V29H205ZM225 30H226V31H225ZM246 30H247V29H246ZM73 31H74V30H73ZM76 31L78 32V30H76ZM160 31H161V30H160ZM163 31H164V29H163ZM174 31H175V30H174ZM192 31H193V30H192ZM198 31H199V30H198ZM213 31H214V30H213ZM224 31H225V32H224ZM228 31H229V32H228ZM34 32H35V31H34ZM34 32H33V33H34ZM41 32H42V31H41ZM41 32H40V33H41ZM77 32H75V33L77 34ZM107 32H109V31H107ZM146 32H147V31H146ZM182 32H184V31H182ZM209 32H210V31H209ZM209 32H208V33H209ZM216 32H217V31H216ZM221 32H222V31H221ZM246 32L248 33L249 31H246ZM261 32H262V31H261ZM36 33H37V32H36ZM40 33H39V34H40ZM63 33H65V32H63ZM103 33H104V32H103ZM186 33H187V32H186ZM189 33H190V32H189ZM201 33H202V31H201ZM201 33H200V34H201ZM235 33L238 34L237 31H236ZM235 33H234V34H235ZM242 33H243V31H242ZM27 34H28V33H27ZM29 34H30V33H29ZM122 34H124V33H122ZM145 34H146V33H144V35H145ZM198 34H199V33H198ZM200 34H199V35H200ZM232 34H233V33H232ZM232 34H231V35H232ZM240 34H241V32H240ZM240 34H239V37H240ZM262 34H264V32H262ZM31 35H32V34H31ZM36 35H37V34H36ZM101 35H102V33H101ZM146 35H148V34H146ZM180 35H181V33H180ZM199 35H198L197 37H199ZM231 35H230V37H231ZM34 36H35V35H34ZM38 36H39V35H38ZM92 36H93V35H92ZM167 36H168V34H167ZM178 36H179V35H178ZM205 36H206V35H205ZM205 36H203V37H205ZM232 36L235 37V39H236V38L238 39V35H236V36H235V35H232ZM24 37H25V35H24ZM26 37H27V35H26ZM47 37H48V36H47ZM96 37H97V36H96ZM148 37H149V36H148ZM180 37H181V36H180ZM187 37H188V36H187ZM191 37H192V36H191ZM195 37H196V36H195ZM212 37H214V36H212ZM221 37H222V36H220V39H221ZM228 37H229V34L226 36V38H228ZM233 37H231V38H233ZM27 38H28V37H27ZM34 38H35V37H34ZM42 38H43V36H42ZM49 38H51V37H49ZM82 38H84V37H82ZM131 38H132V37H131ZM175 38H176V37H175ZM193 38H194V37H193ZM231 38H228V39H231ZM45 39H46V38H45ZM51 39H52V38H51ZM101 39H102V38H101ZM176 39H177V38H176ZM206 39H207V38H206ZM206 39H205V40H206ZM222 39H223V38H222ZM235 39L233 38L234 41H235ZM34 40H35V39H34ZM83 40H84V39H83ZM83 40H82V41H83ZM88 40H89V39H88ZM99 40H100V39H99ZM149 40H150V39H149ZM167 40H168V39H167ZM209 40H210V39H209ZM211 40H212V39H211ZM217 40H219V39H217ZM217 40L215 39L216 42H217ZM231 40H232V39H231ZM233 40H232V41H233ZM238 40H240V39H238ZM238 40L236 41V44H237ZM27 41H28V40H27ZM90 41H91V40H90ZM92 41H93V40H92ZM177 41L179 42V40H177ZM195 41H196V39H195ZM206 41H207V40H206ZM225 41L228 43L227 40H225ZM225 41H223V42H225ZM31 42H32V40H31ZM69 42H70V41H69ZM106 42H107V41H106ZM202 42H203V41H202ZM204 42H205V41H204ZM211 42H213V40H212ZM216 42H215V43H216ZM230 42H231V41H230ZM230 42H229L228 44L226 43L227 46H225V48L221 47V48L223 49V51H221V53L224 52V50L226 49V47H228V51H231V50H229V48L232 49V48L230 47V46H232V45H231L232 43L230 44ZM64 43H65V42H64ZM215 43H214V46L217 45L216 47H219L218 49H220L221 44H222L223 46L225 45V43H224V44L221 43V40L218 41V43H216V44H215ZM251 43H252V41H251ZM28 44H29V43H28ZM70 44H71V43H70ZM75 44H76V43H74V45H75ZM88 44H89V43H88ZM106 44H107V43H106ZM109 44H110V43H109ZM154 44H155V43H154ZM157 44H158V43H157ZM189 44H190V43H189ZM92 45H93V44H92ZM96 45H97V44H96ZM100 45H101V44H100ZM134 45H135V44H134ZM136 45H137V44H136ZM183 45H184V44H183ZM207 45L210 46V44H207ZM219 45H220V46H219ZM228 45H230V46H228ZM34 46H35V45H34ZM76 46H77V45H76ZM93 46H94V45H93ZM102 46H103V45H102ZM104 46H105V45H104ZM104 46H103V47H104ZM118 46H119V45H118ZM188 46H189V45H188ZM190 46H192V44H191ZM214 46L211 45L210 48L213 47V48L216 49V47H214ZM77 47H78V46H77ZM110 47H111V45H110ZM113 47H114V46H113ZM113 47H112V48H113ZM141 47H142V46H141ZM206 47H207V46H206ZM100 48H101V47H100ZM100 48H99V49H100ZM104 48H105V47H104ZM117 48H119V47H117ZM124 48H125V47H124ZM163 48H165V47H163ZM176 48H177V47H176ZM176 48L174 47V49H176ZM203 48H204V47H203ZM213 48H212V49H213ZM252 48H253V47H252ZM58 49H60V48H58ZM76 49H77V48H76ZM134 49H135V48H134ZM172 49H173V48H172ZM198 49H199V48H198ZM38 50H39V49H38ZM46 50H47V49H46ZM107 50H108V49H107ZM110 50H112V49L109 48V51H110ZM114 50H115V49H114ZM142 50H143V49H142ZM179 50H180V48H179ZM203 50H204V49H203ZM235 50H236V49H235ZM255 50H257V49H255ZM33 51H34V48H33ZM35 51H36V50H35ZM35 51H34L33 53H35ZM42 51H43V50H42ZM109 51H107V52H109ZM145 51H146V50H145ZM173 51H175V50H173ZM181 51H182V50H181ZM186 51H187V50H186ZM193 51H194V50H193ZM201 51H202V50H201ZM212 51H214V50H212ZM212 51L210 50V53H211L210 55H212ZM215 51H218V50H215ZM242 51H243V50H242ZM39 52H40V50H39ZM39 52H38V53H39ZM61 52H63V51H61ZM91 52H92V50H91ZM95 52H97V51H95ZM105 52H106V51H105ZM107 52H106V53H107ZM136 52H137V51H136ZM178 52H179V51H178ZM234 52H235V51H234ZM236 52H237V51H236ZM257 52H259V51L257 50ZM33 53H32V54H33ZM63 53H64V52H63ZM93 53H94V51H93ZM137 53H138V52H137ZM153 53H154V52H153ZM164 53H166V52L164 51ZM173 53H175V52H173ZM179 53H180V52H179ZM179 53H178V54H179ZM200 53H201V52H200ZM200 53H199V54H200ZM219 53H220V52H219ZM231 53H232V52H231ZM238 53H239V51H238ZM240 53H242V52H240ZM40 54H41V53H40ZM100 54H101V53H100ZM110 54H111V53H110ZM114 54H115V53H114ZM114 54H113V55H114ZM119 54H120V53H119ZM166 54H167V53H166ZM166 54H164V55H166ZM180 54H181V53H180ZM196 54H197V53H195V55H196ZM199 54H197L196 56H198ZM224 54H225V57H226V53H224ZM224 54H223V55H224ZM33 55H34V54H33ZM38 55H39V54H38ZM115 55H117V57L120 56V55H118V54H115ZM115 55L112 56V57H115ZM123 55H124V54H123ZM125 55H126V54H125ZM130 55H131V54H130ZM170 55H171V54H170ZM183 55H185V53H183ZM214 55H215V54H214ZM214 55H213V56H214ZM231 55H233V54H231ZM240 55H241V54H240ZM256 55L258 56V54H256ZM110 56H111V55L108 54V57H110ZM171 56H172V58H173V55H171ZM174 56H175V55H174ZM179 56H180V55H179ZM181 56H182V55H181ZM234 56H235V55H234ZM245 56H246V55H245ZM260 56H261V55H260ZM260 56H259V57H260ZM31 57H32V56H31ZM117 57H116V58H117ZM129 57H130V56H129ZM132 57H134V56H132ZM198 57H199V56H198ZM220 57H221V56H220ZM225 57H224V58H225ZM227 57H228V56H227ZM231 57H232V56H231ZM240 57H241V56H240ZM243 57H244V56H243ZM33 58H34V57H33ZM41 58H42V56H41ZM126 58H127V56H126ZM157 58H158V57H157ZM172 58H171V59H172ZM178 58H179V57H178ZM183 58H185V57H183ZM183 58H182V60H184ZM196 58H197V57H196ZM209 58H210V57H209ZM221 58H223V57H221ZM228 58H229V57H228ZM244 58H245V57H244ZM244 58H243V59H244ZM260 58H261V60H262V58H264V57H260ZM53 59H54V58H53ZM108 59H109V58H108ZM158 59H159V58H158ZM168 59H169V58H168ZM175 59H177V58H175ZM179 59H180V58H179ZM179 59H178V61H179ZM198 59H199V58H198ZM210 59L212 60L213 58L211 57ZM210 59H209V61H210ZM215 59H219V58H215ZM215 59H214L215 63H214V61H213V62L211 61V62L214 63V64H216V67L218 66L219 68H220V67L223 68V67H224L223 64L217 65L216 62H217L218 60H215ZM225 59H226V58H225ZM225 59H224V60H225ZM238 59H239V58H238ZM238 59H237V60H238ZM240 59H241V58H240ZM247 59H248V58H247ZM258 59H259V58H258ZM38 60H40V59H38ZM38 60H37V61H38ZM54 60H56V59H54ZM105 60H106V58H105ZM116 60H117V59H116ZM116 60H115V61H116ZM118 60H121V59H118ZM118 60H117V61H118ZM131 60H132V59H131ZM160 60H162V59L160 58ZM160 60H159V62H160ZM188 60H189V59H188ZM196 60H197V59H196ZM224 60H223V61H224ZM237 60H236V61H237ZM259 60H260V59H259ZM259 60H258V61H259ZM74 61H75V59H74ZM170 61H171V60H170ZM180 61H181V60H180ZM180 61H179V62H180ZM185 61H186V60H185ZM209 61H208V62H209ZM228 61H229V60H228ZM253 61H254V60H253ZM43 62H44V61H43ZM46 62H47V61H46ZM46 62H44V63H46ZM56 62H58V60H57ZM120 62H121V61H120ZM162 62H163V60H162ZM211 62H210V64H212ZM234 62H235V60H234ZM242 62H243V61H242ZM40 63H41V61H40ZM59 63H60V62H59ZM62 63H63V62H62ZM65 63H66V62H65ZM93 63H94V62H93ZM96 63H97V62H96ZM144 63H145V62H144ZM172 63H173V62H172ZM232 63H233V62H232ZM237 63H238V61H237ZM249 63H251V61H250ZM259 63H260V62H259ZM261 63H262V61H261ZM261 63H260V64H261ZM214 64H213V65H214ZM239 64H241V63H239ZM252 64H253V63H252ZM254 64L257 65L258 63H256V62L254 61ZM42 65H43V64H41V66H42ZM44 65H45V64H44ZM57 65H58V64H57ZM92 65H93V64H92ZM95 65H96V64H95ZM138 65H139V64H138ZM138 65H137V66H138ZM180 65H181V64H180ZM221 65H222L223 67H222ZM45 66H46V65H45ZM173 66H174V65H173ZM175 66H176V64H175ZM197 66H198V65H197ZM201 66H202V65H201ZM206 66H208V65H205V64H204V66H203V67H205V70L208 69V67H207V69H206ZM234 66H235V65H234ZM234 66H233V67H234ZM258 66H259V65H257V67H258ZM260 66H261V68H264V65H260ZM260 66H259V68H260ZM43 67H44V66H43ZM92 67H93V66H92ZM96 67H97V66H96ZM98 67H99V66H98ZM102 67H103V65H102ZM133 67H134V66H133ZM146 67H147V66H146ZM176 67H177V66H176ZM178 67H179V66H178ZM186 67H188V66H186ZM236 67H237V66H236ZM251 67H252V66H251ZM257 67H256V68H257ZM9 68H10V67H9ZM11 68H12V67H11ZM47 68H48V67H47ZM89 68H90V67H89ZM93 68H94V67H93ZM138 68H139V67H138ZM140 68H141V67H140ZM144 68H145V67H144ZM148 68H150V67H148ZM155 68H156V67H155ZM180 68H181V67H180ZM197 68H198V67H197ZM261 68H260V69H261ZM0 69L2 70V69H4V68L1 67ZM77 69H79V68H77ZM80 69H81V68H80ZM82 69H83V68H82ZM84 69H85V68H84ZM97 69H99V68H97ZM100 69H101V68H100ZM181 69H182V68H181ZM209 69H211V68H209ZM233 69H234V68H233ZM239 69H240V68H239ZM5 70H6V67H5ZM17 70H18V69H17ZM32 70H33V69H32ZM85 70H86V69H85ZM105 70H106V67H105ZM147 70H148V69L146 68V71H147ZM215 70H216V69H212V71H213V75H214V71H215ZM218 70H219V69H218ZM262 70H264V69H262ZM6 71H7V70H6ZM99 71H100V70H99ZM111 71H112V70H111ZM182 71H183V70H182ZM199 71H200V68H199ZM209 71H210V70L207 71L208 74H210ZM235 71H236V70H235ZM2 72H3V71H2ZM4 72H5V71H4ZM18 72H19V71H18ZM28 72H29V71H28ZM28 72H27V73H28ZM30 72H31V71H30ZM102 72H103V71H102ZM140 72H141V71H140ZM148 72H149V71H148ZM164 72H165V71H164ZM236 72H237V71H236ZM9 73H10V72H9ZM12 73H13V72H12ZM15 73H17V72H15ZM20 73H21V72H20ZM27 73H26V74H27ZM35 73H36V72H35ZM53 73H54V70H53ZM103 73H104V72H103ZM109 73H110V72H109ZM109 73H107V74H109ZM123 73H124V72H123ZM166 73H167V72H166ZM29 74H31V78H32V75H34V72H33V73H29ZM55 74H57V73H55ZM92 74H93V73H92ZM117 74H118V73H117ZM125 74H126V73H125ZM143 74H144V73H143ZM149 74H150V73H149ZM191 74H192V73H191ZM196 74H199V72L196 73ZM208 74H207V75H208ZM217 74H218V73H217ZM221 74H222V73H221V71H220V76H221ZM121 75H122V74H121ZM200 75H201V73H200ZM210 75H212V74H210ZM213 75H212V76H213ZM215 75H216V73H215ZM223 75H224V73H223ZM6 76H8V75H6ZM9 76H10V75H9ZM29 76H30V75H29ZM108 76H109V75H108ZM123 76H125V75H123ZM127 76H128V75H127ZM130 76H131V75H130ZM144 76H145V75H144ZM224 76H225V75H224ZM224 76H223V77H224ZM226 76H227V75H226ZM262 76H264V75H262ZM35 77H36V76H35ZM43 77H44V76H43ZM118 77H119V76H118ZM120 77H121V76H120ZM163 77H164V76H163ZM198 77H199V76H198ZM217 77H218V79H219V78L221 79L222 76H221V77L217 76ZM229 77H230V76H227V78H229ZM14 78H15V77H14ZM14 78H13V79H14ZM18 78H19V77H18ZM18 78H17V79H18ZM62 78H63V77H62ZM70 78H71V77H70ZM112 78H114V76H113ZM164 78H165V77H164ZM199 78H200V77H199ZM208 78H209L208 76H207V77L205 76V77L203 78V80H204V79H207V81H208ZM213 78H214V77H213ZM224 78H225V77H224ZM230 78H232V77H230ZM13 79L10 78V80H13ZM109 79H110V78H109ZM115 79H116V78H115ZM115 79H114V81H115ZM120 79H121V78H120ZM200 79H202V77H201ZM211 79H212V78H211ZM211 79H210V80H211ZM225 79H226V78H225ZM241 79H242V78H241ZM244 79H245V78H244ZM244 79H242V80H244ZM246 79H247V77H246ZM19 80H20V79H19ZM21 80H22V79H21ZM26 80H27V79H26ZM33 80H34V78H33ZM74 80H75V79H74ZM87 80H88V79H87ZM111 80H113V79H111ZM168 80H169V79H168ZM171 80H172V79H171ZM173 80H174V79H173ZM176 80H178V79H176ZM176 80H175V81H176ZM203 80H201L199 83H201ZM210 80H209V81H210ZM215 80H216V78H215ZM227 80H228V81H227ZM15 81H16V79H15ZM28 81H29V80H28ZM34 81H38V80L35 79ZM47 81H48V80H47ZM65 81H66V80H65ZM70 81H71V80H70ZM76 81H77V79H76ZM114 81H113V82H114ZM178 81H179V80H178ZM205 81H206V80H204V82H205ZM209 81H208V82H209ZM246 81H247V80H246ZM30 82H31V81H30ZM38 82H39V81H38ZM49 82H50V81H49ZM66 82H67V81H66ZM79 82H81V81H79ZM109 82H110V80H109ZM117 82H118V81H116V83H117ZM121 82H122V81H121ZM222 82H223V83H226V82H227V83H233L234 81H232V79H231V81L229 82V79H226L225 82H224V79H223ZM31 83H34V82H31ZM36 83H37V82H36ZM50 83H51V82H50ZM90 83H91V82H90ZM122 83H123V82H122ZM125 83H126V82H125ZM176 83H177V82H176ZM176 83L174 82L173 84H176ZM182 83H183V82H182ZM185 83H186V82H185ZM213 83H215L214 80H213ZM217 83H219V82L216 81V85H217ZM256 83H257V82H256ZM37 84H38V83H37ZM41 84H42V83H41ZM69 84H70V87H71L72 84H71V83H69ZM110 84H111V83H110ZM171 84H172V83H171ZM202 84H203V83L199 84V86H201ZM219 84H220V85H217V87L222 85V83H219ZM245 84H246V83H244V85H245ZM16 85H17V84H16ZM31 85H32V84H31ZM31 85H30V88H31ZM33 85H35V84H33ZM179 85H180V83H179ZM186 85H187V84H186ZM226 85H227V84H224L225 88H226ZM228 85H229V84H228ZM232 85L237 86V84L235 85V83L232 84ZM262 85H264V84H262ZM35 86H36V85H35ZM35 86H32V87L35 88ZM87 86H88V85H87ZM92 86H93V85H92ZM112 86H115V85L113 84ZM138 86H139V84H138ZM187 86H188V88L192 87L191 85H187ZM187 86H186V88H187ZM189 86H190V87H189ZM229 86H231V85H229ZM229 86H228V88H229ZM234 86H233V87H234ZM253 86H254V85H253ZM255 86H256V85H255ZM257 86H258V85H257ZM260 86H261V85H260ZM72 87H73V86H72ZM115 87H116V86H115ZM117 87H118V86H117ZM117 87H116V88H117ZM178 87H179V86H177L176 89H177ZM231 87H232V86H231ZM242 87L244 88V86H242ZM246 87H247V86H246ZM46 88H47V86H46ZM65 88H66V87H65ZM88 88H89V87H88ZM90 88H94V87H90ZM118 88H119V87H118ZM127 88H128V87H127ZM184 88H185V87H184ZM184 88H182V89H183L182 91L186 90V89H184ZM193 88H194V87H193ZM200 88H201V87H198L199 90H195V92H193L194 89H190V90H189L190 93H189V92L187 93V90H186V94H185V95H189V97L193 96V98L198 99V98H199L198 96H201V95H198V94H197V95H198V96H197L198 98H197V97H195V96H196L195 94L198 93V91H199L200 93L202 92V91H200V90H202L203 87H202L201 89H200ZM222 88H223V87H222ZM222 88L219 87L218 89H220V91H221ZM225 88L223 89L224 91H225ZM237 88H241V87L238 86V87H236V89H234V88H231V89H234L235 91H237ZM31 89H33V88H31ZM31 89H30V90H31ZM70 89H73V88H70ZM141 89H142V88H141ZM173 89H175V88H173ZM215 89H217V88H215ZM226 89H227V88H226ZM251 89H252V90H251ZM253 89H254V87H253V88L250 87V91H249L248 87H247V89H244V91L247 90V92H249V93H246V91H245V94H246L247 97H248V95L251 96L252 94H254L255 92L258 91L256 88H255V89H256L257 91H256L255 89H254V90H253ZM258 89H259V88H258ZM78 90H79V89H78ZM118 90H120V88H119ZM138 90H139V89H138ZM192 90H193V91H192ZM238 90H239V89H238ZM31 91H32V90H31ZM115 91H116V90H115ZM115 91H114V92H115ZM121 91H122V89H121ZM140 91H141V90H140ZM235 91H231V92H234V94H235ZM242 91H243V90H241V92H242ZM253 91H255V92L253 93ZM0 92H1V90H0ZM35 92H36V91H34V93H35ZM41 92H42V91H41ZM52 92H53V91H52ZM52 92H51V93H52ZM81 92H84V90H83V91L81 90ZM81 92L79 91V93H81ZM137 92H138V91H137ZM137 92H136V93H137ZM147 92H148V91H146V93H147ZM203 92H207V91H203ZM214 92H215V91H214ZM238 92H239V91H238ZM250 92H251V94H250ZM32 93H33V91H32ZM34 93H33L32 95H34ZM47 93H48V92H47ZM51 93H49V94H51ZM79 93H78V94H79ZM86 93H87V92H86ZM94 93H95V92H94ZM129 93H130V92H129ZM139 93H140V92H139ZM144 93H145V92H144ZM150 93H151V92H150ZM184 93H185V91H184ZM191 93H193L195 96H194V95H191V96H190ZM207 93L209 94V91H208ZM239 93H240V92H239ZM239 93H238V94H239ZM242 93H243V92H242ZM2 94H3V93H2ZM142 94H143V93H142ZM147 94H148V93H147ZM202 94H203V93H202ZM208 94H207V96H208ZM212 94H213V93H212ZM215 94H216V93H215ZM224 94H225V93H224ZM243 94H244V93H243ZM37 95H38V93H37ZM56 95H58V94H56ZM65 95H66V94H65ZM68 95H69V94H68ZM79 95H81V94H79ZM83 95H85V94H82V99L79 98V96L77 95V96H78V99L83 100V99H84V98H83ZM96 95H97V94H96ZM119 95H120V94H119ZM121 95H122V94H121ZM131 95H132V94H131ZM149 95H150V94H149ZM149 95H147L148 98H149L151 95H152V97H154V96H153V92L151 93L150 96H149ZM209 95H210V94H209ZM217 95H218V94H217ZM231 95H233V93H232ZM240 95H242V94L240 93V94L238 95V97H239ZM30 96H31V94H30ZM47 96H48V95H47ZM49 96H51V95H49ZM92 96H93V95H92ZM97 96H98V95H97ZM107 96H108V95H107ZM204 96H205V95H203V97H204ZM242 96H243V95H242ZM254 96H255V97L257 96L258 99H259V101H255V102H257L258 104H255V105H254V111H253V110H250V111L254 112V114H252V113H251V114H252V115H255V116L250 117L251 115H249L250 118L247 119V120H246L245 116L242 117L243 115H246L247 113L250 114V111H249V110L246 112V114H245V113L242 114V113L239 111V112H238L239 115L242 114V115H240V118L238 117L239 115H238V113H237L236 111H235V113L232 112V116H233V118H234V116L236 115L237 117L235 116L234 119L239 118L240 120H241L242 118H243V119L245 118L244 120H246V122L250 120V121L247 122V123H250V122H251V123H255V122H256L257 125H256V124H253V125H256L257 128H261V131H264V112H262V111H264V91L260 90V91H258L257 95H256V93H255ZM39 97H41V94H40ZM39 97H38V98H39ZM52 97L55 98L54 95H53ZM52 97H51V98H52ZM63 97H64V96H63ZM121 97H122V96H121ZM123 97H124V96H123ZM133 97H134V96H133ZM143 97H144V95H143ZM155 97H157V96H155ZM166 97H167V96H166ZM186 97H188V96H186ZM186 97H185V98H186ZM211 97H212V96H210V99H211ZM214 97H215V95H214ZM234 97H235V96H234ZM255 97H253V98H251V99H250V97H249V98L247 99V101H248V102H250L249 100L254 101ZM257 97H256V99H257ZM66 98H67V96H66ZM75 98H76V97H75ZM94 98H96V97H94ZM193 98H190V99H193ZM208 98H209V97H208ZM212 98H213V97H212ZM241 98H242V100H241ZM245 98H246V97H245ZM17 99H18V98H17ZM19 99H21V98H19ZM34 99H36V97H35ZM73 99H74V98H73ZM128 99H129V98H128ZM154 99H155V98H154ZM187 99H189V98H187ZM219 99H220V98H219ZM219 99H218V101H216V103L219 102L222 98H221L220 100H219ZM40 100H41V98H40ZM42 100H44V99H42ZM42 100H41V101H42ZM67 100H68V99H67ZM99 100H100V99H99ZM105 100H106V99H105ZM110 100H111V98H110ZM166 100H167V99H166ZM168 100H169V99H168ZM200 100H201V97H200ZM235 100H236V98H235ZM31 101H32V100H31ZM37 101H38V99H37ZM76 101H77V99H76ZM78 101H79V100H78ZM89 101H91V100H89ZM106 101H108V100H106ZM127 101H129V100H127ZM130 101H132V100L130 99ZM169 101H170V100H169ZM191 101H192V100H191ZM202 101H203V100H202ZM226 101H227V100H226ZM241 101H242V103H241ZM243 101H244V103H243ZM2 102H4V101H2ZM67 102H69V101H67ZM67 102H64V103H67ZM71 102H73V101H71ZM79 102H80V101H79ZM91 102H92V101H91ZM99 102H100V101H99ZM104 102H105V101H104ZM172 102H175V105H176V103H177V102L173 99V101H171V103H170V105H172V106H173V103H172ZM189 102H190V101H189ZM197 102H199V103H203V102H201V101H197ZM205 102H206V101H205ZM212 102H214V101H212ZM220 102H222V100H221ZM220 102L218 103V106H219ZM20 103H21V101H20ZM62 103H63V102H62ZM80 103H81V102H80ZM105 103H106V102H105ZM136 103H137V102H136ZM136 103H135V101H134V105H135ZM138 103H139V102H138ZM138 103H137V104H138ZM145 103H146V102H145ZM166 103H167V102H166ZM216 103H215V104H216ZM223 103H224V102H222L221 104L224 106V104H225L226 102H225L224 104H223ZM231 103H233V102H231ZM237 103H238V104H237ZM237 103H235V104L233 103V104L235 105V107L238 106L239 103H241V104H245V103H246V99H244L243 97L240 96V101L237 102ZM22 104H23V103H22ZM85 104H86V103H85ZM85 104H84V105H85ZM90 104H91V103H90ZM131 104H133V103H131ZM131 104H130V105H131ZM137 104H136V105H137ZM162 104H163V102H162ZM178 104L181 105V103H180L179 101H178ZM187 104H188V103H187ZM45 105H46V102H45ZM65 105H66V104H65ZM69 105H70V104H69ZM91 105H92V104H91ZM106 105H107V103H106ZM111 105H112V104H111ZM124 105H127V104H124ZM143 105H144V104H143ZM175 105H174V107H175ZM180 105H179V106H180ZM203 105H204V103H203ZM203 105H202V108H203V107H208V106H206V104H205L204 106H203ZM216 105H217V104H216ZM2 106H3V105H2ZM4 106H5V105H4ZM16 106H17V105H16ZM127 106H129V105H127ZM138 106H139V105H137V107H138ZM144 106H145V105H144ZM182 106H183V105H182ZM186 106H187V105H186ZM195 106H196V104H195ZM223 106L220 105L219 107H223ZM49 107H50V106H48V108H49ZM52 107H53V109H54V106H52ZM72 107H73V105H72ZM89 107H91V106H89ZM95 107H96V106H95ZM95 107H94V108H95ZM110 107H112V106H110ZM115 107H116V106H115ZM122 107H123V106H122ZM125 107H126V106H125ZM129 107H130V106H129ZM163 107H164V108H163ZM163 107H162V108L164 109V111H166V114L163 113L164 111H161V110H159V111H161V113H163V114L161 115V117H163V115L165 114V115H167V117L169 118V119H168L166 116L163 117V119H165V118L167 119V120H165L166 123H169V122L171 123V121L173 122V117L176 116L175 113H178V111L174 113L175 108H176V109L178 108L177 110H179L181 113H184V111H185L186 109H187V110L189 109L188 106L186 107V109H185L184 107H182V108H181V109H183V112H182V110L180 109V107H178V105H177V107H175V108H174V107H172V108H171V107H168V108H171L172 111H173V113H174L173 115H172V114L170 115V113L168 114V112H171V111H169L170 109H169V110H166L164 104H163ZM198 107H199V106H198ZM225 107L228 108L226 104H225ZM6 108H7V107H6ZM16 108H17V107H16ZM16 108H15V109H16ZM45 108H46V107H45ZM70 108H71V107H70ZM92 108H93V106H92ZM135 108H136V107H135ZM199 108H200V107H199ZM199 108H198V109H199ZM208 108H209V107H208ZM216 108H217V107H216ZM231 108H232V107H230V109H231ZM12 109H13V108H12ZM32 109H33V108H32ZM46 109H47V108H46ZM49 109H50V108H49ZM51 109H52V108H51ZM96 109H97V108H96ZM99 109H100V108H99ZM104 109H109V108L106 107V108H104ZM104 109H102V110H104ZM113 109H114V107H113ZM116 109H117V108H116ZM133 109H134V108H133ZM133 109H132V110H133ZM137 109H138V108H137ZM173 109H174V110H173ZM218 109H221V108H218ZM1 110H2V109H1ZM13 110H14V109H13ZM18 110H19V109H18ZM21 110H22V109H20L18 112H20ZM34 110H35V109H34ZM127 110H128V109H127ZM127 110H126V111H127ZM129 110H130V109H129ZM144 110H145V108H144ZM157 110H158V109H157ZM189 110H190V109H189ZM205 110H206V109H205ZM212 110H213V109H212ZM221 110L223 111V109H221ZM226 110H227V109H226ZM261 110H262V111H261ZM6 111H8V110H6ZM22 111H23V110H22ZM31 111H32V110H31ZM48 111H50V110H48ZM48 111H47V112H48ZM67 111H68V110H67ZM96 111H98V110H96ZM119 111H120V110H119ZM134 111H135V110H134ZM139 111H140V110L138 109V112H137L138 114H139ZM190 111H191V110H190ZM190 111H185V113L188 114V112H190ZM202 111H203V109H202ZM14 112H15V111H14ZM51 112H53V111H51ZM128 112H130V111H128ZM128 112H127V113H128ZM143 112H145V111H143ZM143 112H142V113H143ZM180 112H179V114H181ZM207 112H208L209 114H211L210 117H212V115H213V117L215 116V115H214V114H215V111H209V110H208ZM211 112H212V113H211ZM27 113H29V112H27ZM31 113H32V112H30L29 114L31 115ZM68 113H69V112H68ZM103 113H104V112H103ZM121 113H122V112H121ZM142 113L140 112V114H139L140 116L135 114L136 116H139V117H140V118H139L140 121H143V120H144V118H143V120H141V118L143 117V116H142ZM145 113H146V112H145ZM153 113H154V111H153ZM159 113H160V112H158V114H159ZM161 113H160V114H161ZM185 113H184V114H185ZM213 113H214V114H213ZM216 113H217V111H216ZM226 113H230V112H227V111L225 112L224 115L227 116ZM2 114H3V111H2ZM34 114L36 115L35 112H34ZM119 114H120V112H119ZM131 114H132V113H131ZM184 114H182V115L184 116ZM187 114H186V115H187ZM233 114H234V115H233ZM248 114H247V115H248ZM30 115H29V116H30ZM32 115H33V114H32ZM32 115H31V116H32ZM35 115H33V116L35 117ZM73 115H74V114H73ZM78 115H79V114H78ZM98 115H99V112H98ZM106 115H107V114H106ZM117 115H118V114H117ZM168 115H169V116H168ZM186 115H185L184 117H186ZM197 115H198V113H197ZM224 115H223V116H224ZM229 115H230V116H229V119H230L231 114H229ZM18 116H20V115H18ZM27 116H28V115H27ZM104 116H105V115H104ZM104 116H102V118H103ZM123 116H124V115H123ZM141 116H142V117H141ZM154 116H155V115H154ZM157 116H158V115H157ZM159 116H160V115H159ZM170 116H172V117H170ZM188 116H190V115H188ZM205 116H206V115H205ZM15 117H16V116H15ZM22 117H24V116H22ZM36 117L38 118L39 116L37 115ZM41 117H42V116H41ZM161 117H157V118L159 119V122H160V118H161ZM190 117H191V116H190ZM202 117H203V116H202ZM216 117H218V116L216 115ZM216 117L213 118V119H215V121L211 118V120H209L208 122L206 121V123H205V120L203 119L204 122H203V125H202L204 131H207V129L211 131V132H210V131H207L208 134L211 135V136L208 135V136H209V139H210L211 137H214V138L216 137V140H215V141H217V137H219V135H218V136H215L217 133H218V134L220 133V134H222V135L225 134V130L222 129L224 126L221 127V126L224 124V123L222 124L223 121L221 122V121L218 120ZM253 117H254V118H253ZM30 118H33V117H30ZM39 118H40V117H39ZM110 118H111V117H110ZM125 118H126V117H125ZM170 118H172V119H170ZM176 118H178V117H176ZM186 118H188V117H186ZM233 118H231V120H232ZM252 118H253V119H252ZM33 119H35V118H33ZM41 119H42V118H41ZM103 119H104V118H103ZM147 119H148V118H147ZM188 119H189V118H188ZM219 119H221V118L219 117ZM26 120L28 121V119H25V121H26ZM42 120H44V119H42ZM50 120H51V118H50ZM59 120H61V119H59ZM106 120H107V119H106ZM106 120H105V121H106ZM131 120H132V119H131ZM131 120H128V121H131ZM139 120H138V117H137V121H139ZM174 120H175V118H174ZM178 120H180V119L178 118ZM190 120H191V119H190ZM212 120H213V121H212ZM216 120L220 122V125H221V126H220V125H216V124H219V122H216ZM231 120H230V121H231ZM237 120H238V119H237ZM244 120H243V122H241L242 120H241V121L238 120V122L235 121V122L237 123V124L235 123L236 125L233 124L234 122H233L231 125H230V123H227V124L225 123V124H226V125L229 124V126H228V128H229V127H233V126H234V127L238 126V123L240 122V123H239V127H237V128H240L241 123L243 124V127H244L245 124L247 125V123H246ZM98 121H99V120H98ZM108 121H109V119H108ZM108 121H106V122H108ZM123 121H124V120H123ZM133 121H134V119H133ZM140 121H139V122H140ZM144 121H145V120H144ZM176 121H177V119H176ZM193 121H194V120H193ZM193 121L191 120V122H193ZM211 121L214 122L215 125L213 124V126H210V125H209V122H210V124H211V123H212ZM230 121H229V122H230ZM232 121H233V120H232ZM38 122H40V120H39ZM43 122H45V121H43ZM46 122L48 123L49 121H46ZM46 122H45V123H46ZM55 122H56V121H55ZM102 122H103V120H102ZM145 122H146V121H145ZM145 122H144V123H145ZM147 122H148V121H147ZM150 122H151V121H150ZM156 122H157V121H156ZM156 122H155V123H156ZM159 122H158V123H159ZM162 122H164V121H162ZM191 122H190V123H191ZM198 122H199V120H198ZM225 122H226V121H225ZM244 122H245V124H244ZM0 123H1V122H0ZM2 123H3V122H2ZM45 123H44V124L42 123V125L44 126L43 129H44L47 125H49V126H48V128H49V127H50V124H47V123H46V126H45ZM49 123H50V122H49ZM67 123H68V122H67ZM67 123H66V124H67ZM80 123H81V122H80ZM91 123H92V120H91ZM136 123H137V122H136ZM140 123H141V122H140ZM160 123H161V122H160ZM164 123H165V122H164ZM170 123H169V124H170ZM193 123H194V122H193ZM34 124L37 125L36 123H34ZM78 124H79V123H78ZM78 124H77V125H78ZM95 124H96V123H95ZM99 124H100V123H99ZM109 124H110V123H109ZM109 124H108V125H109ZM137 124H138V123H137ZM141 124H142V123H141ZM148 124H149V123H148ZM201 124H202V123H201ZM225 124H224V125H225ZM4 125H5V124H4ZM21 125H22V124H21ZM32 125H33V123H32ZM35 125H34V126H35ZM53 125H54V124H53ZM55 125H56V124H55ZM69 125H70V124H69ZM82 125H83V124H82ZM86 125H88V124H86ZM86 125H85V126H86ZM102 125H103V124H102ZM155 125H156V124H155ZM165 125H166V127H167V129H168V126H169V125H168V124H165ZM170 125H171V124H170ZM204 125H206V128L204 127ZM232 125H233V126H232ZM246 125H245V126H246ZM19 126H20V124H19ZM29 126H30V125H28L27 127L30 128ZM39 126H40V123H39ZM73 126H74V125H73ZM85 126H84V127H85ZM92 126H93V125H92ZM92 126H91V128H92ZM95 126H97V125H95ZM103 126H104V125H103ZM153 126H154V125H153ZM188 126H189V125H188ZM215 126H218V128L215 129ZM219 126H220V127H219ZM249 126H250V124H249L248 126H246V127L250 128ZM25 127H26V125H25ZM65 127H66V126H65ZM68 127H69V126H68ZM71 127H72V125H71ZM76 127H77V126H76ZM99 127H102V126L99 125ZM99 127H93L92 130H95L94 128H97V129H98ZM109 127H110V126H109ZM156 127H157V129H158V125H156ZM234 127H233V128H234ZM243 127H241V128L243 129ZM246 127H245V128H246ZM251 127H252V126H251ZM28 128H26V129H28ZM35 128H36V126H35ZM86 128H89V127H86ZM107 128H108V126H107ZM107 128H106V129H107ZM111 128H112V127H111ZM111 128H110L109 130H112ZM126 128H127V127H126ZM151 128H152V127H151ZM22 129H23V128H22ZM40 129H42V126H40ZM57 129H58V128H57ZM57 129H56V130H57ZM76 129H78V128H76ZM97 129H96V130H97ZM101 129H102V128H101ZM114 129H115V128H114ZM114 129H113V130H114ZM159 129H160V128H159ZM169 129H170V128H169ZM212 129L217 130V131H215V132H217V133H214L215 135H214V134H211V133H212ZM218 129H219V130H220V129L223 130L224 133H222L221 131L219 132ZM230 129H231V128H230ZM252 129H253V128H252ZM23 130H24V129H23ZM28 130H29V129H28ZM103 130H104V132H105V129H103ZM116 130H117V129H116ZM171 130H172V129H171ZM196 130H198V132L201 131V130L197 129V126H196ZM234 130H236V129H234ZM234 130H233V129L230 130V134H231V136H232ZM243 130H244V129H243ZM245 130H246V133H247V132L250 133L247 129H245ZM49 131H50V130H49ZM62 131L65 132L66 130H62ZM75 131H76V130H75ZM97 131H98V130H97ZM172 131H174V130H172ZM181 131H182V130H181ZM194 131H195V130H194ZM228 131H229V129H228ZM232 131H233V132H232ZM2 132H4V131H2ZM44 132H45V131H44ZM50 132H51V131H50ZM52 132H54V131H52ZM76 132H77V131H76ZM76 132H75V133H76ZM98 132H99V131H98ZM102 132H103V131H102ZM127 132H128V131H127ZM131 132H132V131H131ZM175 132H176V131H175ZM179 132H180V130H179ZM179 132H177V134H178ZM182 132H183V131H182ZM198 132L196 131V133H197L198 135H197L196 133H194V134L197 135V136H199V134H201V133H198ZM207 132H206V133H207ZM209 132H210V133H209ZM236 132H237L236 134L238 135V132H239V131L236 130ZM253 132H256V130L253 131ZM253 132H252V133H253ZM0 133H1V132H0ZM107 133H108V132H107ZM110 133H111V132H110ZM110 133H109V134H110ZM115 133H116V132H115ZM117 133H118V132H117ZM117 133H116V134H117ZM140 133H141V132H140ZM142 133L145 134L146 132H145V133L142 132ZM239 133H240V132H239ZM243 133H245V131H244ZM248 133H247V134H248ZM252 133H251V134H252ZM62 134H64V133H62ZM102 134H103V133H102ZM109 134H107V135H105V136H108ZM112 134H113V133H112ZM128 134H129V133H128ZM180 134H181V133H180ZM228 134H229V133H227V135H228ZM247 134H246V135H247ZM31 135H32V134H31ZM173 135H175V134H173ZM212 135H214V136H212ZM233 135H234V134H233ZM242 135H243V134H242ZM242 135H240L241 137L238 135V137H240V138L243 139ZM255 135H256V134H255ZM56 136H57V135H56ZM60 136H61V135H60ZM77 136H78V135H77ZM105 136H104V138H105ZM144 136H145V135H144ZM177 136H178V135H177ZM177 136H172V137H177ZM189 136H191V135H189ZM189 136H188V138H187V139H188L187 142H190V143H191V140H192L194 137L191 136L192 139H191V138L189 139ZM205 136L208 137L207 135H205ZM223 136H224V135H223ZM225 136H226V135H225ZM228 136H229V135H228ZM235 136H236V135H235ZM243 136H245V134H244ZM250 136H251V135H250ZM4 137H5V136H4ZM65 137H66V134H65ZM109 137H110V136H109ZM147 137H149V135H147ZM179 137H180V136H179ZM185 137H186V135H185ZM199 137H200V136H199ZM236 137H237V136H236ZM246 137H247V136H246ZM252 137H254V136H252ZM17 138H18V137H17ZM83 138H84V137L82 136V139H83ZM107 138H108V137H107ZM117 138H118V137H117ZM144 138H145V137H144ZM195 138H196V137H195ZM200 138H205V137H204V136H201ZM219 138H221V137H219ZM222 138H223V137H222ZM222 138H221V140H225V141H221V140H219V142L221 141L220 144H221V143L223 144V143L226 142V139H222ZM229 138H231V137H229ZM229 138H227V140H228ZM248 138H249V137H248ZM259 138H260V137H259ZM65 139H66V138H65ZM71 139H72V138H71ZM80 139H81V138H80ZM84 139L86 140V138H84ZM84 139H83V140H84ZM87 139H88V138H87ZM131 139H132V138H131ZM147 139H148V138H147ZM174 139H176V138H174ZM212 139H213V138H212ZM212 139H211V140H212ZM237 139H238V138H237ZM244 139H246V138H244ZM72 140L74 141V139H72ZM72 140H71V141H72ZM77 140H78V139H77ZM105 140H106V139H105ZM117 140H118V139H117ZM137 140H138V139H137ZM148 140H150V137H149ZM148 140H147V142H149V143H150V142H151V143L153 142V144H155V145H152V144L150 143L154 148L152 147L151 150H148V151H150V153H151V152L153 151V149H154L153 154L151 153L152 155H154V157H152V155L149 154L150 157L154 158V159H152V160L156 161V160H158V159H156V158L164 157V156H158V155H162V153H160V152H162V150L160 151V149L158 148V150L155 151V146H157V147L159 146V145H156V143H154L156 139H155V140L152 139L153 141H152V140H151V141H148ZM170 140H171V139H170ZM176 140H178V139H176ZM189 140H190V141H189ZM197 140H198V139H197ZM246 140H248V139H246ZM251 140H252V141H251ZM251 140H248V142L250 141L248 144L251 145V143L253 142V144L255 145V141H254L255 139H254V140L251 139ZM261 140H262V138H261ZM261 140H260V142H261ZM65 141H66V140H65ZM78 141H79V140H78ZM78 141L75 140V142H78ZM127 141H128V140H127ZM143 141H144V140H143ZM145 141H146V140H145ZM156 141H157V140H156ZM171 141H172V140H171ZM173 141H174V140H173ZM178 141H179V140H178ZM178 141H177V142H178ZM195 141H196V139H195ZM200 141L202 142V139L199 140V143L202 145V143H201ZM209 141H210V140H209ZM244 141H245V140H244ZM106 142H107V141H106ZM133 142H135V141H133ZM133 142H131V143H133ZM159 142H161V141H158L157 144H159ZM210 142H212V141H210ZM262 142H264V140H262ZM135 143H136V142H135ZM135 143H134V144H135ZM141 143H142V142H141ZM143 143H144V142H143ZM161 143H162V142H161ZM161 143H160V144H161ZM174 143H175V142H174ZM193 143H194V139H193L192 144H193ZM195 143H196V145H198V144H197V141H196ZM89 144H90V143H89ZM105 144H107V143H105ZM122 144H123V143H122ZM124 144H125V143H124ZM126 144H128V146H129V143H126ZM137 144H140V142H138ZM137 144H136V146L134 145L135 147H134V146H131V147H132V148L134 147L136 150H138V147H139L140 145H142V147H144L143 144H140V145H137ZM145 144H146V143H145ZM145 144H144V145H145ZM117 145H118V144H117ZM175 145H177V144H175ZM186 145H187V144H186ZM193 145H194V144H193ZM214 145H217V143L214 144ZM242 145H244V144H239V143H237L234 139L231 140V143H230V147H231V148H230V150H229L230 152L228 153V154H229L228 157H229L230 160H228L229 163H228L227 166H226V170H227V168H228L229 171L227 170V172H229V173H227L226 170H225V168H223L222 165H220V164H222L223 161L220 162V164H219V162H217V163H218V166L220 165L219 167H220L221 169H224V171H225V175H227V177H236V176H237V177H239V176H240V177H264V150L261 149V150H259V151H256L255 148H254V149H247L246 147H244V146H242ZM256 145H258V144H256ZM66 146H67V145H66ZM82 146H83V145H82ZM95 146H96V145H95ZM100 146H101V145H100ZM118 146H120V145H118ZM122 146H123V145H122ZM137 146H138V147H137ZM161 146H162V144H161ZM178 146H179V145H178ZM178 146H177V148H178ZM181 146H182V144H181ZM190 146H191V145H190ZM96 147H98V146H96ZM110 147H111V145H110ZM124 147H125V146H123V149H124ZM136 147H137V148H136ZM164 147H165V146H164ZM183 147H184V146H183ZM195 147H196V146H195ZM256 147H257V146H256ZM258 147H259V146H258ZM260 147L262 148V146H260ZM260 147H259V149H260ZM116 148H117V147H116ZM118 148H120V147H118ZM134 148H133V152H134V154H135V153H138V152H141V151H143V150L145 149V148L142 149V148L140 147V149H139L140 151H139V150H138V151H134ZM177 148H175V149L177 150ZM181 148H182V147H180V149H181ZM109 149H110V148H109ZM126 149L129 150V148H126ZM126 149H125V150H126ZM149 149H150V148H149ZM161 149H162V148H161ZM175 149H174V151H173V149H166V155H167L166 157L169 156L168 158H170V159L173 157V158L171 159L172 162H173V161H176L179 157L181 158V155H180V154H181L182 152H180V153L178 152V154H179V155H178L176 152L179 151V148H178L177 151H176ZM182 149H183V148H182ZM182 149H181V150H182ZM110 150H112V149H110ZM146 150H147V149H145L143 153H140V154H141V158H142V156H143V159H144L145 161H147V162H145V163H147V164H145V165H148V164L150 165V164H152L154 161L151 162L152 160H151V158H150L149 156H147V155H142V154H144V153L146 152ZM164 150H165V149H164ZM170 150H172L173 152L170 151ZM187 150H188V149H187ZM187 150H186V151H187ZM204 150H205V149H204ZM217 150H219V149H217ZM115 151H116V150H115ZM159 151H160V152H159ZM167 151H168V152H167ZM130 152H132V151L130 150ZM155 152H156V154H157V153H158V154L156 155ZM127 153H128V152H127ZM168 153H169L170 155H171V154H172V155L170 156V155H168ZM216 153H218V152H216ZM130 154H132V153H128V155H130ZM134 154H133V155H134ZM173 154H177V155H175V156H177V159L174 158V155H173ZM182 154H183V153H182ZM219 154H220V153H219ZM136 155H137V154H136ZM136 155H135V156H136ZM217 155H218V154H217ZM54 156H55V154H54ZM139 156H140V155H139ZM146 156H147L148 158H146ZM156 156H157V157H156ZM178 156H179V157H178ZM204 156H205V155H204ZM207 156H209V155H207ZM35 157H36V156H35ZM136 157H137V156H136ZM166 157H165V159H166L165 161L167 162L168 158H166ZM193 157H195V156H193ZM205 157H206V156H205ZM78 158H79V157H78ZM180 158H179V160H177V162L180 161L179 163H182L183 160H181ZM201 158H202V157H201ZM207 158H209V157H207ZM43 159H44V158H43ZM69 159H70V158H69ZM74 159H76V158H74ZM106 159H107V158H106ZM147 159L151 160V161H150L151 163H150V162L148 163L149 160H147ZM160 159H162V158H160ZM209 159H211V158H209ZM37 160L39 161L40 159H37ZM66 160H67V159H66ZM120 160H121V159H120ZM162 160H163V159H162ZM193 160H194V159H193ZM71 161H72V160H71ZM78 161H79V160H78ZM123 161H124V160H123ZM207 161H208V159H207ZM209 161H210V160H209ZM209 161H208V164H206V165L202 164L203 166H205L204 168H206V170L209 168V166L212 165L211 163H209ZM224 161H225V160H224ZM235 161H239V162H238V163H234ZM22 162H23V161H22ZM93 162H94V161H93ZM156 162H157V161H156ZM172 162H171V164H172ZM210 162H211V161H210ZM175 163H176V162H175ZM192 163H193V162H192ZM217 163H216V164H217ZM230 163H232L233 165H232V164L230 165ZM37 164H38V163H37ZM43 164H44V163H43ZM87 164H88V163H87ZM155 164H156V163H155ZM167 164H168V163H167ZM196 164H197V162H196L195 164L193 163V165H195V166H196ZM210 164H211V165H210ZM237 164H238V165H237ZM249 164H250V166L248 167V170H247V173H246V174H248V176H242V175H240V173H238V172H239L240 170H242V168L244 169L245 167H247V165H249ZM30 165H31V164H30ZM152 165H153V164H152ZM157 165H158V164H157ZM157 165L155 166V168H157V169L159 168L160 170H162L161 167H160V166H157ZM174 165H175V164H174ZM174 165H173V166H174ZM177 165H178V164H177ZM179 165H180V164H179ZM191 165H192V164H191ZM207 165H208V168L206 167ZM213 165H214V164H213ZM213 165H212V167H213ZM224 165H225V164H224ZM236 165H237V167L240 166L241 169L238 170L240 167L237 169ZM32 166H33V165H32ZM75 166H76V165H75ZM79 166H80V165H79ZM164 166H165V164H164ZM199 166H200V165H199ZM199 166H196V167H199ZM230 166H231V167H230ZM232 166H235L236 168H235V167L232 168ZM85 167H86V166H85ZM147 167H149V166H147ZM175 167H176V165H175ZM177 167H178V166H177ZM179 167H180V166H179ZM181 167H182V166H181ZM212 167H211V168H212ZM5 168H6V167H5ZM67 168H68V167H67ZM69 168H70V167H69ZM69 168H68V169H69ZM110 168H111V167H110ZM110 168H109V169H110ZM136 168H137V167H136ZM155 168H153V169H155ZM199 168H200V167H199ZM41 169H42V168H41ZM76 169H78V167H77ZM79 169H80V168H79ZM106 169L108 170V168H106ZM146 169H147V168H146ZM146 169H145V170H146ZM191 169H193V168H191ZM197 169H198V168H195V169H193V170L198 171ZM209 169H210V168H209ZM42 170H43V169H42ZM44 170H45V169H44ZM193 170H192V171H193ZM94 171H98V169H97V170H94ZM146 171H148V170H146ZM210 171H211V173H212V175H213V172H215L216 170L214 171L213 169H212V170L210 169ZM212 171H213V172H212ZM80 172H81V170H80ZM110 172H111V171H110ZM143 172H144V171H142V173H143ZM153 172H154V171H153ZM153 172H152V173H153ZM157 172H159V171H157ZM160 172H161V171H160ZM164 172H166V171H164ZM164 172L162 171V174H163ZM167 172H168V171H167ZM167 172L164 173V174H165V177H166V175H167V177H168V173H167ZM216 172H217V171H216ZM216 172H215V173H216ZM95 173H97V172H95ZM104 173H106V171H105ZM107 173H109V172H107ZM107 173H106V174H107ZM111 173H113L112 175H113V177H114V172H111ZM120 173H122V172H120ZM120 173H119V174H120ZM142 173L140 174L141 176H142ZM154 173L156 174V171H155ZM174 173H176V174H173V175H178V173H179V174H180L179 176H182L181 174H183V173H180L179 171H178V172L174 171ZM192 173H193V172H192ZM196 173H198V172H196ZM218 173H219V172H217V174H218ZM29 174H30V173H29ZM41 174H42V172H41ZM115 174H116L117 177H118V174H117L116 172H115ZM128 174H129V173H128ZM149 174H150V173H149ZM157 174H158V173H157ZM162 174H158V175H161V176H162ZM194 174H195V173H194ZM198 174H199V173H198ZM79 175H80V174H79ZM137 175H138V174H137ZM184 175H185V174H184ZM204 175H205V176H204ZM27 176H28V175H27ZM29 176H30V175H29ZM98 176L103 177V176H101V175H99V174H98ZM107 176H109V175H107ZM107 176H106V178H108ZM119 176H122V175H119ZM128 176H129V175H128ZM113 177H112V179H113ZM139 177H140V176H139ZM142 177H143V176H142ZM158 177H159V176H158ZM162 177H163V176H162ZM201 177H210V178H211V177H213V176H211L210 174H206V172H204V174H203ZM45 178H46V177H45ZM47 178H48V180H49V177H47ZM89 178H90V177H89ZM109 178L111 179V177H109ZM115 178H116V177H115ZM118 178H120V177H118ZM123 178H124V177H123ZM129 178H130V177H129ZM210 178H209V179L205 178V179L210 181V180H211ZM31 179H32V178H31ZM121 179H122V178H121ZM124 179H125V178H124ZM133 179H134V178H133ZM205 179H203V180H204V181H203V182H204V187L208 189V187L212 185V181H213V180H211V183L207 184V185H209V186L206 187V185H205V183H206ZM228 179H229V178H228ZM228 179H227V183L230 184L231 179H230V180H228ZM57 180H58V179H57ZM106 180H107V179H106ZM106 180H105V182H106ZM114 180H115V179H114ZM117 180H118V179H117ZM117 180H116V181H117ZM201 180H202V179H201ZM215 180H216V181H214V182H217L218 179L215 178ZM244 180H245V179H244ZM110 181H111V180H110ZM121 181H122V180H121ZM126 181H127V178H126ZM130 181H131V180H129V182H130ZM146 181H147V180H146ZM146 181H145V182H146ZM166 181H167V180H166ZM169 181H171V180L168 179V183H167L166 185L169 184ZM209 181H207V182H209ZM228 181H229V182H228ZM242 181H243V180H242ZM49 182H50V181H49ZM64 182H65V180H64ZM71 182H72V181H71ZM118 182H119V180H118ZM203 182L201 181V183H203ZM246 182H247V181H246ZM133 183H134V181L132 182V185H134ZM170 183H171V182H170ZM201 183H200V186L197 188L198 190L195 189L196 191H198V193H200V192H201V189H203ZM237 183H239V180H238ZM106 184H108V183H106ZM113 184H114V183H113ZM125 184H126V182H125ZM129 184L131 185V182H130ZM129 184H128V185H129ZM143 184H144V183H143ZM147 184H148V183H147ZM150 184H151V183H150ZM239 184H241V183H239ZM73 185H74V183H73ZM114 185L116 186V184H114ZM119 185H120V184H119ZM126 185H127V184H126ZM153 185H154V184H153ZM172 185H173V184H172ZM176 185H177V184H176ZM176 185H175V186H176ZM215 185H216V183H215ZM253 185H254V184H253ZM253 185H251V186H253ZM115 186H114V187H115ZM136 186H137V185H136ZM143 186H146V183H145V185H143ZM162 186H163V184H162ZM168 186H169V185H168ZM212 186H213V188H214V185H212ZM217 186H218V185H217ZM231 186H232V185H231ZM236 186H237V185H236ZM242 186H244V184H242ZM242 186H241V187H242ZM246 186H247V185H246ZM246 186H244V187H246ZM255 186H257V187L259 186V189H260V188L262 187V183H260V185H255ZM260 186H261V187H260ZM36 187H37V186H36ZM50 187H51V186H50ZM149 187L151 188V185H150ZM149 187L146 186V188H148V189H149ZM173 187H174V186H172V188H173ZM177 187H178V186H177ZM193 187H194V186H193ZM195 187H197V186L195 185ZM241 187H240V189H241ZM244 187H242V189H243ZM253 187H254V186H253ZM257 187H255V188L258 189ZM32 188H33V187H32ZM73 188H74V187H73ZM115 188H117V187H115ZM115 188H114V189H115ZM170 188H171V187H170ZM213 188L210 187V189H208V190L211 192V190H212ZM246 188H250V186H249V187H246ZM26 189H27V188H26ZM42 189H43V188H42ZM47 189H48V188H47ZM52 189H53V188H52ZM52 189H51V190H52ZM57 189H58V188H57ZM63 189H64V188H63ZM75 189H76V188H75ZM79 189H80V188H79ZM119 189H120V188H118V189H116V190H119ZM178 189H179V188H178ZM182 189H183V188H182ZM214 189H215V188H214ZM107 190H108V189H107ZM137 190H138V187H137ZM139 190H141V189L139 188ZM142 190H143V189H142ZM144 190H145V187H144ZM168 190H169V189H168ZM186 190H187V189H186ZM188 190H189V189H188ZM188 190H187V192H189ZM204 190H206V189H203V191H204ZM208 190H207L206 192H208V193L211 195V197H212V195H215V193L213 194L214 190H212L211 193H210ZM262 190H264V188H262ZM42 191H43V190H42ZM42 191H41V192H42ZM100 191H101V190H100ZM120 191H121V190H120ZM133 191H134V192L136 191V187H135V189H134ZM151 191H152V189H151ZM177 191H178V190H177ZM216 191H218V188L215 189V192H216ZM238 191H241V190H239V188H238ZM243 191H244V195H245V192H247L248 190H246V191L243 190ZM243 191H241V193H242ZM46 192H47V191H46ZM82 192H83V191H82ZM101 192H102V191H101ZM104 192H105V191H104ZM121 192H122V191H121ZM129 192H130V190H129ZM137 192L140 193V195L142 194V191H140V192L137 191ZM179 192H181L180 189H179ZM225 192H226V191H225ZM49 193H50V192H49ZM51 193H52V192H51ZM76 193H77V192H76ZM144 193H145V192H144ZM146 193H147V192H146ZM151 193H152V192H151ZM166 193H167V192H166ZM171 193L174 194V192H171ZM208 193H207V195H206V194L199 195V198L196 196V198H197V199L195 198L196 201H199V202H200L201 198H203L204 195H205V196H210V195H208ZM248 193H249V191H248ZM153 194H154V193H153ZM153 194H152V195H153ZM160 194L163 195V193H160ZM179 194H180V193H179ZM186 194H187V193H186ZM246 194H247V193H246ZM46 195H47V194H46ZM78 195H80V194H78ZM100 195H101V194H100ZM126 195H127V194H126ZM137 195H138V194H137ZM145 195H146V194H145ZM148 195L150 196L149 193H148ZM183 195H184V193H183ZM191 195H192V194H191ZM217 195H218V194H216V196H214V198H212V200L215 199L216 197H218ZM242 195H243V193H242ZM244 195H243L244 198H245L246 196H249V194H247L246 196H244ZM75 196H76V194H75ZM81 196H83V195H81ZM101 196H102V195H101ZM168 196H169V195H168ZM173 196H174V195H173ZM176 196H177V194H176ZM185 196H186V195H185ZM201 196H202V197H201ZM205 196H204V198L202 199L201 202L205 201V199L207 198V197H205ZM219 196H220V199H222V196H221L220 194H219ZM250 196H251V195H250ZM250 196H249V197H250ZM254 196H255V195H254ZM124 197H125V196H124ZM130 197H132V196H130ZM162 197H164V199H165L166 195H163ZM162 197H161V198H162ZM186 197L189 198V196H186ZM191 197H192V196H191ZM200 197H201V198H200ZM211 197H210V199H211ZM226 197H227V196H226ZM226 197H224V199H225ZM235 197H236V196H235ZM74 198H77V199H78V197H74ZM81 198H82V197H81ZM81 198H79V199H81ZM102 198H103V196H102ZM102 198H101V199H102ZM120 198H121V197H120ZM192 198H194V196H193ZM218 198H219V197H218ZM218 198H217L216 200H220V199H218ZM241 198H242V197H241ZM247 198H248V197H247ZM99 199H100V198H99ZM103 199H104V198H103ZM123 199H124V198H123ZM166 199L168 200V197H166ZM199 199H200V200H199ZM208 199H209V198H208ZM208 199H206V200H208ZM227 199H228V198H227ZM227 199H225V201H226ZM229 199H230V198H229ZM255 199H256V198H255ZM83 200H84V199H83ZM83 200H82V202H83ZM167 200H166V201H167ZM193 200H194V199H193ZM256 200H257V199H256ZM70 201H71V200H70ZM79 201H80V200H79ZM123 201L126 202L125 200H123ZM145 201H146V200H145ZM223 201H224V200H223ZM245 201H246V200H245ZM111 202H112V201H111ZM120 202H122V200H121ZM130 202H131V201H130ZM188 202H189V199H188ZM192 202H193V201H192ZM205 202H207V201H205ZM213 202H214V200H213ZM41 203H42V202H41ZM47 203H48V202H47ZM78 203H79V202H78ZM112 203H113V202H112ZM131 203H133V202H131ZM175 203H177V202H175ZM190 203H191V202H190ZM194 203H195V201H194ZM196 203H198V202H196ZM210 203H211V202H210ZM247 203H248V202H247ZM247 203H246V204H247ZM52 204H53V203H52ZM74 204H75V203H74ZM101 204H102V203H101ZM126 204H127V202H126ZM138 204H140V203H138ZM158 204H159V203H158ZM168 204H169V203H167V205H168ZM170 204H171V202H170ZM203 204L205 205V203H203ZM208 204H209V203H208ZM226 204H228V201H226ZM232 204H234V203H232ZM246 204H245V206H247ZM53 205H54V204H53ZM76 205H77V204H76ZM76 205H75V206H76ZM122 205H123V204H122ZM140 205H141V204H140ZM204 205H203V206H204ZM206 205H207V204H206ZM229 205L231 206V203H229ZM234 205H237V204L235 203ZM234 205H233V206H234ZM248 205H249V204H248ZM255 205H256V204H254V206H255ZM262 205H264V204H262ZM75 206H74V207H75ZM109 206H110V205H109ZM131 206H132V204H131ZM160 206H162V205H160ZM171 206H172V205H171ZM175 206H176V204H175ZM249 206H250V207H249L250 209H251V208H254V207H253V204H251V205H249ZM251 206H252V207H251ZM260 206H261V205H260ZM260 206H259V207H260ZM110 207H111V206H110ZM140 207H141V206H140ZM143 207H144V209L146 208L145 206H143ZM150 207H151V206H150ZM158 207H159V205H158ZM169 207H170V205H169ZM172 207H173V206H172ZM206 207H207V206H206ZM236 207H237V206H236ZM257 207H258V206H257ZM40 208H41V207H40ZM40 208H39V209H40ZM105 208H106V207H105ZM119 208H120V207H119ZM119 208H118V209H119ZM162 208H163V207H162ZM162 208H161V209H162ZM204 208H205V206H204ZM209 208H210V207H209ZM234 208H235V207H234ZM261 208H262V207H261ZM44 209H45V208H44ZM72 209H73V207H72ZM106 209H107V208H106ZM110 209H111V208H110ZM147 209H148V207H147ZM161 209H160V210H161ZM242 209L244 210L245 208H242ZM242 209H241V210H242ZM246 209H248V208L246 207ZM250 209H249V211H250L249 213H251V214L253 213V217H254V216L256 215V213H257L256 208L253 209V210L255 211V213L253 212V210L251 211ZM40 210H41V209H40ZM120 210H121V208H120ZM130 210L132 211V209H130ZM140 210H141V209H140ZM231 210H235V209H231ZM236 210H237V212H238V209H236ZM243 210H242V211H243ZM257 210H258V209H257ZM259 210H260V209H259ZM110 211H111V210H110ZM112 211H113V210H112ZM118 211H119V210H118ZM123 211H124V210H123ZM185 211H186V210H185ZM209 211H210V210H209ZM244 211H245V210H244ZM244 211H243V212H244ZM246 211H247V210H246ZM124 212H125V211H124ZM146 212H147V211H146ZM219 212H220V211H219ZM219 212H218V213H219ZM234 212H235V211H234ZM234 212L231 211V213H234ZM240 212H241V211H240ZM240 212H239V215L242 216V215H243V212H242V213H240ZM259 212H260V211H258V214H259ZM118 213H119V212H118ZM131 213H133V212H131ZM141 213H142V212H141ZM143 213H144V212H143ZM143 213H142V214H143ZM186 213H187V212H186ZM186 213H185V214H186ZM224 213H225V212H224ZM228 213H229L230 215H233V214H231L229 211H228ZM246 213H247V212H246ZM111 214H112V213H111ZM125 214H126V213H124V216H125ZM150 214H151V213H150ZM235 214H236L237 216H239L237 213H235ZM251 214H250V215H251ZM254 214H255V215H254ZM258 214H257L256 216H259ZM51 215H52V214H51ZM51 215H50V216H51ZM127 215H128V214H127ZM129 215H130V211H129ZM133 215H135V214H133ZM133 215H130V216H133ZM148 215H149V214H148ZM163 215H164V213H163ZM187 215H188V214H187ZM187 215H186V216H187ZM220 215H222V214H220ZM250 215H249V216H250ZM38 216H39V215H38ZM122 216H123V214H122ZM135 216H136V215H135ZM152 216H153V215H152ZM256 216H255L254 219L259 220L258 217H256ZM148 217H149V216H148ZM142 218H144V217H142ZM142 218H141V219H142ZM146 218H147V217H146ZM150 218H152V217H150ZM150 218H149V219H150ZM154 218H156V217H154ZM92 219H93V218H92ZM98 219H100V218H98ZM127 219H128V218H127ZM144 219H145V218H144ZM156 219H157V218H156ZM156 219H155V221H156ZM261 219L264 220V217H262ZM105 220H106V219H105ZM145 220H146V219H145ZM145 220H144V222H145ZM159 220H160V218H159ZM161 220H162V217H161ZM94 221H95V219H94ZM152 221H153V219H152ZM241 221H242V220H241ZM123 222H124V221H123ZM147 222L150 223V220H149V221L147 220ZM157 222H158V221H156V223H157ZM8 223H9V221L7 222V224H8ZM104 223H105V222H104ZM106 223H107V222H106ZM118 223H119V222H118ZM149 223H148V225H152V224H149ZM151 223H153V222H151ZM94 224H95V222H94ZM157 224H158V223H157ZM159 224H161V223L159 222ZM247 224H248V223H247ZM247 224H246V225H247ZM262 224H264V223H262ZM12 225H14V224H12ZM128 225H129V224H128ZM154 225H155V228H157V227H156V224H154ZM246 225H245V226H246ZM248 225H249V224H248ZM134 226H135V225H134ZM178 226H179V225H178ZM185 226H186V225L184 224V227H185ZM261 226H262V225H261ZM95 227H97V225H96ZM102 227H103V226H102ZM102 227H101V229H102ZM144 227H146V226L144 225ZM153 227H154V226H153ZM132 228H133V227H132ZM147 228H148V227H147ZM149 228H151V227H149ZM149 228H148V229H149ZM40 229H41V228H40ZM113 229H114V228H113ZM142 229H143V227H142ZM148 229H146V232L148 231ZM183 229H185V228H183ZM186 229H188V228H186ZM186 229H185V230H186ZM107 230H108V228H107ZM115 230H116V229H115ZM144 230H145V228H144ZM216 230H217V229H216ZM95 231H96V230H95ZM111 232H112V231H111ZM119 232H120V231H119ZM119 232H118V233H119ZM141 232H143V231H141ZM216 232H217V231H216ZM26 233H27V232H26ZM105 233H106V232H105ZM130 233H131V232H130ZM132 233H133V232H132ZM182 233H185V232H182ZM182 233H181V234H182ZM186 233H187V232H186ZM192 233H193V232H192ZM214 233H215V232H214ZM94 234H95V233H94ZM109 234H110V233H109ZM109 234H107V235L110 236ZM112 234H113V232H112ZM133 234H134V233H133ZM133 234H132V235H133ZM190 234H191V233H190ZM208 234H209V233H208ZM211 234H212V232H211ZM28 235H29V234H28ZM172 235H173V234H172ZM184 235H185V234H184ZM184 235H183V238L181 237L183 240L185 239V238H184ZM196 235H197V234H196ZM202 235H203V234H202ZM111 236H112V235H111ZM116 236H117V234H116ZM123 236H124V235H123ZM138 236H139V235H138ZM188 236H190V235H188ZM192 236H193V234H192ZM192 236H191V237H192ZM20 237H21V236H20ZM28 237H29V236H28ZM121 237H122V236H121ZM121 237H119V238H121ZM130 237H131V236H130ZM136 237H137V236H136ZM185 237H186V235H185ZM201 237H202V236H201ZM228 237H229V236H228ZM111 238H112V237H111ZM114 238H115V237H114ZM114 238H113V239H114ZM122 238H123V237H122ZM125 238H126V237H125ZM125 238H124V239H125ZM186 238L188 239V237H186ZM189 238H190V237H189ZM193 238H194V236L192 237V239H193ZM198 238H199V236H198ZM198 238H196V239L198 240ZM202 238H205V239H206L207 236L202 237ZM202 238H201V239H202ZM211 238H212V240H213V237H212V236H211ZM215 238H216V237H215ZM232 238H233V237H232ZM232 238H230V239H232ZM51 239H52V238H51ZM182 239H180V240H181V243H182ZM190 239H191V238H190ZM192 239H191V240H192ZM196 239H194V240H196ZM205 239H203V241H206ZM49 240H50V239H49ZM49 240H48V242H47L46 244L49 243ZM53 240H54V239H53ZM82 240H83V239H82ZM118 240H119V239H118ZM191 240H190V241H191ZM210 240H211V239H210ZM232 240H233V239H232ZM240 240H241V239H240ZM75 241H76V240H75ZM97 241H99V240H97ZM119 241H120V240H119ZM54 242H55V241H54ZM115 242H116V241H115ZM123 242H124V241H123ZM185 242H189V239H188V240L185 239V241H184L183 243H185ZM199 242H200V241H199ZM201 242H202V241H201ZM213 242H215V241L213 240ZM111 243H112V242H111ZM120 243H121V242H120ZM177 243H178V242H177ZM190 243H191V242H190ZM195 243H196V242H195ZM195 243H193V244H195ZM205 243H206V242H205ZM234 243H235V245H237V244H236L237 242L234 241ZM238 243H239V242H238ZM243 243H244V241H243ZM39 244H40V243H39ZM97 244H98V243H97ZM186 244H187V243H186ZM186 244H185V245H186ZM188 244H189V243H188ZM191 244H192V243H191ZM197 244H198V243H197ZM197 244H196V245H197ZM200 244H201V243H200ZM87 245H88V244H87ZM123 245H124V244H123ZM182 245H184V244H182ZM196 245H194V247H196ZM198 245H199V244H198ZM198 245H197V246H198ZM222 245H223V244H222ZM222 245H221V247H224L225 244H224L223 246H222ZM37 246H38V245H37ZM37 246H36V247H37ZM112 246H113V245H112ZM216 246H218V244H217ZM229 246H233V245H230V244H229ZM237 246L239 247V245H237ZM38 247H39V246H38ZM66 247H67V246H66ZM116 247H117V246H116ZM116 247H115V248H116ZM119 247H120V246H119ZM204 247H205V245H204ZM214 247H215V246H214ZM218 247H219V246H218ZM227 247H228V245H227ZM34 248H35V247H34ZM50 248H51V247H50ZM50 248H49V249H50ZM191 248H192V247H191ZM197 248H198V247H197ZM207 248H208V247H207ZM215 248H217V247H215ZM224 248H226V246H225ZM229 248H230V247H229ZM233 248L236 250L237 247L235 248V246H234V247H232L231 249H233ZM36 249H37V248H35V250H36ZM142 249H143V248H142ZM150 249H151V248H150ZM153 249H155V248L152 247L151 250H153ZM156 249L158 250V248H156ZM156 249L153 250V253H150V251L147 249V250H148L147 253H148V252L150 253V257H149V258H150V260L152 259V261H153V259H154V261H155V259L158 260V259L162 256V255L159 254V253H161V252L158 253V251H157ZM192 249H193V248H192ZM195 249H196V248H195ZM198 249H199V248H198ZM205 249H206V248H205ZM205 249H204V250H205ZM211 249L213 250V248H211ZM220 249H221V248H220ZM222 249H223V248H222ZM226 249H227V250H226ZM226 249L221 250V252L224 251V254L228 253L229 249H228V248H226ZM40 250H41V249H40ZM101 250H102V249H101ZM160 250H161V249H160ZM163 250H165V249H163ZM163 250H162V251H163ZM207 250H208V253L205 252V254H209L210 249L208 248ZM207 250H205V251H207ZM237 250H238V249H237ZM237 250H236V252H237ZM254 250H255V249H254ZM254 250H253V251H254ZM37 251H39V250H37ZM62 251H63V250H62ZM99 251H100V250H99ZM102 251H103V250H102ZM189 251H190V249H189ZM189 251H188V252H189ZM192 251H194V250H192ZM214 251H216V249H215ZM226 251H227V252H226ZM44 252H45L46 254L43 253V251H40V253L37 254V255H38V257H40V259L42 260V264H49V263H48V262H49L48 257L45 256V255L48 254V253H47V250H46V251L44 250ZM50 252H51V251H50ZM143 252H144V250H143ZM151 252H152V251H151ZM165 252H166V251H165ZM165 252H163V253H165ZM177 252H178V251H177ZM225 252H226V253H225ZM259 252H261V251H259ZM149 253H148V254H149ZM178 253H179V252H178ZM182 253H183V252H182ZM182 253H181V255H182ZM238 253H239V250H238ZM101 254H102V253H101ZM148 254H147V255H148ZM166 254H168V253H166ZM175 254H176L175 256H177V253H175ZM183 254H184V253H183ZM185 254H187V253H185ZM205 254H204V255H205ZM214 254H215V252H214ZM219 254H221V253H219ZM222 254H223V252H222ZM222 254L220 255V259H221ZM228 254H229V253H228ZM260 254H261V253H260ZM262 254H264V253H262ZM48 255H49V254H48ZM102 255H103V254H102ZM102 255H101V256H102ZM138 255H139V254H138ZM147 255H146V256H147ZM158 255L160 256L159 258H158ZM188 255H189V254H188ZM198 255H202V254H198ZM209 255L212 256V259H213L214 256L212 255V252H211V254H209ZM216 255H218V254H216ZM229 255H230V254H229ZM237 255H239V254H237ZM111 256H112V255H111ZM135 256H137V255H135ZM139 256H140V255H139ZM164 256H166V255H164ZM172 256H174V255H172ZM178 256H179V254H178ZM205 256H206V255H205ZM205 256H202V257H205ZM235 256H236V255H235ZM186 257H187V256H186ZM217 257H218V256H217ZM223 257H224V255L222 256V258H223ZM245 257H247V256H245ZM36 258H37V257H36ZM36 258H35V259H36ZM136 258H138V257H136ZM143 258H144V257H143ZM167 258H168V256H166V259H167ZM170 258L172 259V257H170ZM178 258H179V257H178ZM178 258L176 257V259H178ZM188 258H189V257H188ZM208 258L210 259L211 257L208 256ZM227 258H229L228 255H227ZM236 258H237V257H236ZM38 259H39V258H38ZM40 259H39V261H40ZM139 259H140V258H139ZM146 259H147V258H146ZM162 259H163V257H162ZM164 259H165V258H164ZM204 259H205V260H204ZM242 259H243V261H244V258H242ZM85 260H86V259H85ZM132 260H133V259H131V262H132ZM144 260H145V259H144ZM178 260H179V259H178ZM200 260H202V259H200ZM200 260H199V261H200ZM203 260L207 262L206 264H208V261H209V260L207 261L206 257L203 258ZM210 260H211V259H210ZM214 260H215V259H214ZM233 260L235 261V259H233ZM34 261H35V260H34ZM140 261H141V259L138 260L139 263H140ZM147 261H149V260H147ZM166 261H168V259H167ZM170 261L172 262V260H170ZM176 261H177V260H176ZM227 261H229V260L227 259L226 262H227ZM230 261H231V260H230ZM234 261H233V262H234ZM252 261H253V262H251V264H255V263H256V260H255V261L252 260ZM133 262H134V260H133ZM135 262H136V261H135ZM149 262H150V261H149ZM149 262H147V263H149ZM173 262H174V260H173ZM201 262H202V261H201ZM211 262H212V260H211ZM213 262H214V261H213ZM224 262H225V260H224ZM238 262H239V261H238ZM127 263L130 264V261L127 262ZM155 263L157 264V262H155ZM158 263H159V262H158ZM245 263L248 264V263L245 262V261L242 262V264H245ZM36 264H37V263H36ZM40 264H41V262H40ZM160 264H161V263H160ZM166 264H167V263H166ZM182 264H183V263H182ZM187 264H188V263H187ZM204 264H205V262H204ZM211 264H212V263H211ZM238 264H239V263H238ZM240 264H241V260H240ZM256 264H259V263H256Z\"/></svg>",
	"mask_w": 264,
	"mask_h": 264
}]
</instances>
